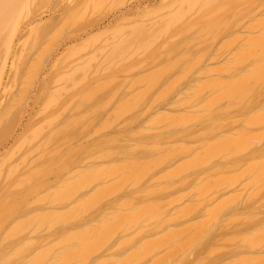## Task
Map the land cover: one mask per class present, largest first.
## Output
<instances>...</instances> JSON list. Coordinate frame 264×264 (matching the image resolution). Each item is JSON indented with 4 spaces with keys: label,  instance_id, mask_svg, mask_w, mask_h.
Returning a JSON list of instances; mask_svg holds the SVG:
<instances>
[{
    "label": "rangeland",
    "instance_id": "obj_1",
    "mask_svg": "<svg viewBox=\"0 0 264 264\" xmlns=\"http://www.w3.org/2000/svg\"><path fill=\"white\" fill-rule=\"evenodd\" d=\"M21 2H23V4L25 3V5L22 4L21 5L22 7L18 8V9L21 12V16H23V17L20 18L21 17L20 13L18 15V16H20L19 18H16V15H15V18H14V16L11 17L13 20L9 19L10 17L9 18L6 17V21H5L6 24L4 25L5 28L3 27V28H1L2 30H0V38H1L0 39V45L2 46V48L0 47L1 48L0 49V56L4 53L1 56L2 58L0 57L1 58L0 70H1V72L5 73V74L0 75V78H1L0 79V85H1L0 86L1 87L0 88V92H1L0 97L1 96L3 97V98L2 97L0 98L1 99V102H0V176L2 177V178H0V180H1L0 181V202H1V197H5V196L8 197L7 199H6V197L3 198L2 201H5V202L0 203V222H2L4 224V228H3L2 224L0 223L1 227L3 229V230H0V247H1L0 253L4 254L3 256H5V258L8 257L10 259L11 256L15 257V258H11V262L14 261L16 264H18L19 261H21V259H22V261L19 264H26L27 263L26 261L31 260L30 262H32V260H34V259H32L31 257L35 256V254L37 257V253H38L39 260H40L39 255H41V254H39V253H45L46 251L43 250L44 248H46V250L51 248L52 250L48 251L49 253H51L50 257H49L50 260H48L46 257H44L48 261H45L44 258L41 261L43 263L45 261V264H49V262L51 261V264H52V262H54L52 260L55 259V258L53 259V256L60 255V253H58V252L62 251V249L66 248V250L68 251L69 249H67V247L70 248L72 246L73 249L74 248L79 249L82 246H85V245H83V244H85V243H83L84 242L83 240H82L83 241L82 243L80 241H78V240L82 239L81 236L84 235L83 233L80 235L81 238L78 240H77V238H78L79 234H77L78 236L77 235L74 236V238H76V236H77L76 240H77V242H80V244H82L81 246L77 243H74V241H75L74 238H73L72 245H68L70 241L69 242L67 241L68 243L66 242L67 243V245H66V243H64L65 240L63 241V239L67 240V238H69V240L72 241V239H70V238L73 236H70V235L76 234L75 231H80L82 229L83 230L85 229L83 232H85V231L87 232L86 228L89 229L91 227H93L94 230H96L95 227L97 225L100 226L101 224H103L101 222H102V218L104 216L110 217L109 213H111V212H108L109 210L110 211H112V210L118 211V213L116 215H118L121 212H124L123 215H125V213L128 211H132V212L134 211V214H135L136 211L137 212L141 211L139 209H140L141 203H143V202H144V204L146 203L147 211H148V204H147L148 202L147 201L154 202V203H157V202L164 203L166 201L169 202V201L174 200V202L179 201V203H181V204H178L177 202L174 204V203H172L173 202L172 201V202H169L168 205H166L167 203H164L165 206L160 207L161 205H163V204H161L159 207H157V208H159L158 210L160 211L161 209L165 210L169 206L174 205V206H171L172 208H170L169 211L168 210L164 211L163 216L168 214L167 217L160 218L159 213H161V216H162L163 212H161V211L156 212L155 211L156 213L159 214V217H158L159 219L156 218L157 217L156 213L154 216H155L156 220H160V221H156L153 215L149 216L148 214L147 215L150 218H148V216H147V218L145 217L143 219L142 216L144 214L142 216L140 214L141 217H139V218H137L135 216L137 218V220L139 219V222L142 221L141 223H139V222L136 223L137 226L139 224L138 227L136 225H134L135 223H133L132 225H129V224L125 225L126 229L123 226V231L121 232V230H119L120 232H119V234L117 233L116 237L114 236L115 238L113 236H111V234H112L111 233L110 236L112 238L110 237L111 239H109L108 242L110 240H112L113 238L114 239L112 240V242L110 241V243L108 244L107 247H105V249H104V247L97 245L96 249H98V246H99V248L102 247V248H100L101 250H98V251H101L102 253L99 252V253H96V255L93 254L92 258H90V255L92 254L93 249L91 250V248H90L91 244L89 246L87 245L90 248L91 252L87 251L86 253L90 252L89 259H91V260H88V258H86V259L83 258L82 252L85 253V251H86V249L84 250L83 247L81 248L82 252H80L78 250L81 253V255H79L80 253L77 251H76L77 253L75 252L76 253L75 255L76 256L79 255V256H81V258L86 260L87 263L84 262L85 264H100V263L102 264V262L104 264H113L112 263L113 259H108V258H114V260H115V258H119L120 256L121 257L119 258V260L121 261L124 259L122 263L126 264L127 262L124 263V261L126 259L125 256L127 255L129 257L130 253H132L131 251L134 252V249H135V251L137 248L140 249L141 246L138 247V245H140V244L144 245L145 244L144 241L148 242L151 239H154L152 241H156V240L158 241V239L161 238V235H164V234L167 235L169 232L170 234H172L169 237H171L172 239H174L176 241L178 240L177 242L173 241V243H172L171 242L172 240L169 237L168 238L166 237L167 240L170 239L169 241L172 244L170 245V243H168L170 246L166 245V246H168V247H166L165 244L163 243V249H164V246H165V249L161 251L160 246L162 244H161V242L158 241L161 244L160 246H159V244L157 245V246H159L160 252L158 251V249H154L155 251L157 250L158 253H155L153 255V253L155 251H153V248L150 246H154V245H151L152 242L150 241L151 242L150 246L147 245V243H146V245L149 246L150 248H152L153 252L151 253V250H150L151 254L149 253V251H147L148 252L147 254L153 255V256L152 257L150 256L151 257L150 258L147 255V257H149V259L146 257L142 260V257H140V258H138L139 260L138 259L134 260V261L132 260V262H131V259L129 258L130 263L129 262L128 263L134 264L136 261H138L140 264V262H141L140 260H142L143 263H141V264H151V262L153 263V261H154L153 264H155V262H156L155 260H157V258H159L158 256H161L164 253L166 254L167 251L171 255V252L169 249L174 247V248H172V250L173 249L175 250L176 249L175 246L178 244V242H180V244H178L179 247L177 246L178 248L175 250L178 253H176L174 250L173 251L175 252V254H178L180 256V253L183 250L185 253L181 254V256H180V257H182L181 259H183L185 256L187 258L185 257L183 260H181L178 263V261L180 260V257L177 258V259H179V260H177L176 258L174 259L173 256L171 255L172 257L171 256H169V258H168V256L166 257L169 260L164 257V259L168 260L166 263L172 262L171 264H176V263L181 264L182 261L183 262L185 261V263L182 262V264H247V262L249 264H264V258L263 257H262L263 259H261L260 261L257 259V258H259V256L264 255V217H262V215L264 216V180L261 179L262 177L264 178V175L262 174V176L260 177V175H261L260 174L259 177H260L261 181H256V180H259V178L257 177L258 176L257 174L259 172H261V170H264L261 168L262 166H264V162H263V160H264L263 159L264 158V155H263V153H264V151H263L264 150V143H263L264 134H262V132H261V131H264V128H262L264 126V125H262V124H264V122H263L264 120L262 119L263 120L262 124L259 123V122H261L260 115L264 114V112H263V114L261 113L262 111H264V70L263 71L261 70L262 68H264V66H263L264 60H262V59H264V54H263L264 52H262L264 50V48H262V46H261L259 49V47H258L260 44L263 45V43H264V0H161V1L160 0H24V1L21 0ZM27 2H28V4H27ZM142 3H147V5H149L148 9L142 10L140 13L129 14L124 20H121L118 23L109 24V21L113 20L116 16H118L121 13L126 12L127 10L134 8L135 6L142 4ZM23 6L26 7L27 9L26 8L24 9ZM20 9H23L24 12ZM28 9H31V10H28ZM34 11H35V13H34ZM25 12L28 14H26ZM31 16H33V17H31ZM23 18H27V20H25L24 23L21 22V19L24 21ZM34 18H37V19H35V22H34ZM50 19H51V21H49ZM15 21L18 24L17 26H14V25H16V23H14ZM30 21L32 22L31 23L32 25L30 24ZM101 22L106 23L107 27L105 29H102V30H97L96 26H97V24H99ZM21 23L23 25H21ZM7 24H9V25H7ZM29 25H30V27H29ZM18 26H20L23 30L21 28H19ZM13 27L16 30H14ZM7 28H8V30H6ZM18 28H19V30H18ZM24 29L26 30V32H24L25 31ZM87 31L90 34V36L86 35L85 32H87ZM16 34H18L17 35L18 37L16 36ZM22 35H24L23 39H21ZM12 36H14V37H12ZM78 36H82L83 40L75 41L76 39L74 37H78ZM11 37L13 38L12 39L13 44L10 45L11 42L8 43V41H12ZM15 37H16V39H14ZM4 38H6V41L3 40ZM72 38H74L75 40ZM19 41L20 42L23 41V42L20 43ZM63 41L65 42V45H64ZM5 42H6V44H4ZM16 43H18V44L16 45ZM61 43L63 44L62 46H61ZM21 44H22V46L20 47ZM248 44H250V45H248ZM253 44H254V46L256 44L257 45L254 47ZM3 46H4V48H3ZM5 46H6V48H5ZM70 46H72V47H70ZM8 47H12V49L10 48L11 51L7 50V49H9ZM15 47L17 48V51H16ZM249 47L250 48L253 47L251 50H254V52L251 51V53H254L252 55H255V53H256V55H255L256 57L255 56L252 57L251 53L247 52V51H250V49H248ZM256 47L258 48V51H257ZM66 48H67V50H66ZM244 48H247V49H245L246 51L244 50ZM2 49H3V52L1 54ZM241 49L244 50L245 52L242 51ZM64 50H66V51H64ZM8 51H10L9 52L10 55H9ZM62 51H64V53H62ZM13 52L15 53V56H13L14 55ZM52 52H53V54H52ZM58 52H60V53H58ZM234 52H236V54ZM242 52L244 54H242ZM246 52L248 54H250V56H248V58L244 56L247 54ZM5 53H8V56L10 58ZM237 53H239L238 54L239 58L237 56L238 59L241 60L244 57V61H245L244 64L245 65L243 68H241V66H242V65H240L241 63H237V62H239V60L234 58V57H236ZM240 53H241V55H240ZM258 53L260 54L259 57L261 59L258 57ZM55 54L58 56H56ZM232 54L234 57H232ZM261 55H263V56H261ZM50 56L52 59L50 58ZM240 56H243V57L240 58ZM6 58H7V61L13 62V63H10V62L6 61L5 65H8L7 70L5 68L6 67L5 65H4L5 67H1L3 62H5ZM256 58H257V61H254ZM251 59H253V60H251ZM258 59H260V60L258 61ZM248 60L251 63L250 64L248 62L250 64V66L248 63L246 65V62ZM54 61L56 62V66L54 68H52L53 69L52 70L53 72H52L50 70L51 69L50 64H53L52 62H54ZM231 62H232V65H230ZM259 62H262V65ZM47 63H50V64L47 65ZM228 64H229V66H228ZM237 64L240 66V68H238ZM257 64H260L257 67L260 66L261 69L255 70L254 72L256 73L258 71L259 72L261 71L260 74H262L261 76L263 78L261 77L260 79H259L260 76L257 75V73H256L257 76L254 75L253 69H252L253 66H254L253 67L254 69H257V68H255ZM11 65H13V66H11ZM9 67H10V69H9ZM209 67H213V69L217 68L218 70H216V71H218V72L220 71L219 69H221V70H223V72L222 71H220L219 73L215 72V71H213V69H211ZM1 68L2 69L5 68V70L2 71ZM234 68H236L238 70H236ZM209 69H211L215 74L211 75L212 74L210 72L211 70L209 72H207ZM248 69H250V70L248 71ZM251 69H252V71H251ZM47 70H48V72H47ZM228 70H232V72H233V70H236L237 72L234 71L233 73L236 72L235 75H237V76H235L233 73L229 74V76H228V74L226 75V72H229ZM5 71H7V72H5ZM238 71H240V72L238 73ZM46 72L48 73V75L46 74ZM50 72H51V74H50ZM205 72L207 74H205ZM248 72H249V74H248L249 78H251L252 73L256 77V79H254V81L251 82L252 79L250 80L248 77H247L248 81L245 80V79H247L245 77V75H247ZM200 73H201V75H200ZM216 73H218V74H216ZM43 74H45V75H43ZM241 74H242V76H241ZM243 74H245V75H243ZM8 75H9V77H8ZM46 75H47V77L44 78ZM231 75H234V76L231 77ZM240 76L242 78H241V80H240L241 82L239 84H240V86H241V84L242 85L244 84L241 87L243 89L242 91H240L241 93L244 90H247L245 87L247 85H248L247 86L248 90H251V91L254 90L253 87L255 85L257 86V87H254L256 90V91L255 90L253 91V93L255 92L254 94L249 92V91H248L249 93L244 92L245 94L251 95L250 97H248V99L246 98V102H244V100L242 99L244 103L241 102L242 100L240 101L237 98V94H236L237 92L240 93L239 90H241V88L237 92L235 90H233V89H235V86H236V84H238V82L235 85H233L234 82H233V84L230 82L229 85H231V84L233 85L230 87H227L228 85L226 87L223 86L225 83L223 84L221 82L222 86L217 84V86L219 85L218 86L219 89L221 86V89L219 91H218V89L217 90L214 89L216 92L214 90L202 92L203 91L202 87H205L207 85H209V86H207V87H209V89L206 87L205 90L213 89V86H215L214 88H216L215 83H214L215 85L213 83H209V81L211 79L215 80L216 83H220V80L221 81L227 80L226 83H228L229 82L228 80L232 79L231 81H234L233 77H234L235 81H238L239 80L238 77L240 78ZM216 78H217V80H216ZM236 78H237V80H236ZM2 80H3V83H2ZM213 80H211V82ZM255 80L256 81L260 80L262 82L259 85V87H258L259 82L255 83ZM249 81H250V83H249ZM192 84H195V85H192ZM250 85H254V86L250 87ZM2 86H4V87H2ZM237 86H239V85H237ZM260 86L263 89V90L261 89L262 91L259 90ZM200 87H201V89H200ZM232 87H234V88L232 89ZM5 88H6V90H5ZM193 88H195V89L197 88L196 91L198 92V94L200 93L199 96L197 95V92H195V89H193ZM226 88L228 90H230L229 92L232 96H234L236 94L235 97L237 98V100L235 97L231 98V96H230V94ZM223 89L227 90L230 98L228 97L226 91L222 92ZM185 91L189 92V94H186ZM193 91H194V93H192ZM212 91H214V92H212ZM231 91L236 92V93H234V95H233L231 93ZM257 91L259 93L256 94ZM221 92L224 94L220 95V94H222ZM241 93L238 95L239 97H240ZM245 94L242 95L243 98L246 97ZM255 94H256V97H255ZM180 95L183 96L181 99L178 98ZM196 95L199 98L196 97ZM207 96H209V97H207ZM252 96H254V97H252ZM211 98L212 99L214 98L213 104H212L213 106L218 101V99L220 101V100H225V98L226 99L228 98L227 102H226V100H225V102L220 101L222 103L221 104L218 101L220 103V105L219 106L215 105L214 107H212V108H214V110H212V113L216 111L215 112L216 115L213 113L214 118L211 115L209 118V116H208L210 113L209 109H208L209 111H206L208 108L207 106L211 107L210 106L211 104H209V101H208L210 99V103H211ZM189 99L192 100L191 103L194 100H196V101H194L195 103L197 101H199V102H197L196 105L192 103L194 106H189L187 104L191 105L190 101L189 102L187 101L188 103L184 102V101L189 100ZM215 99H216V101H215ZM240 99H241V97H240ZM251 99H253L252 102H249V104H248V101H250ZM182 100H184V101H182ZM229 100H231V101H238L239 100L240 101V102L239 101L238 102H232L233 104L234 103L237 104V105H235V107L237 109L234 107V105L232 107H230L229 104L231 103V101H229ZM71 102H72V104H70ZM183 102L186 103L187 106L183 105ZM65 103H66V105H63ZM127 104H128L127 111L129 109H131L130 108L131 105L134 107L136 105H139V106L137 108H134L135 112L133 109L129 110V113H130L129 114V113H127V111L123 112L126 110L125 106H127ZM177 104L180 105V107ZM181 104L183 107L185 106L186 108L184 107V108L180 109ZM202 104H206L207 106L202 105ZM239 104L241 107H237ZM247 104L250 106H248ZM253 104H254V106H253ZM8 105H10V106H8ZM49 105H51V106L55 105V106L54 107L52 106L49 109V107H48ZM71 105L72 106L74 105V106L72 107ZM119 105H120V108L122 107L121 105H123L122 108H124L125 110L124 109H123V111L119 110L120 109ZM129 105H130V107H129ZM201 105L205 106V108L204 107L202 108ZM246 105L248 106V108L246 107ZM82 106L84 107V110L81 108L80 109L83 111H81L79 108H76V107H82ZM116 106L119 108V109L117 108L118 110L116 109ZM176 106H178V107H176ZM199 106H201V107H199ZM44 107L45 108L48 107L47 111H49V112H47ZM149 107H153V108L151 109ZM158 107H159V109H158ZM171 107L172 108L174 107L175 109L174 108L172 109ZM198 107H199V109H196ZM215 107H217V108H215ZM223 107H224V110H227V111H223V114H221L222 113L221 110L223 109ZM225 107H229V108L225 109ZM58 108L61 110H59ZM65 108L66 109L68 108V109L66 110ZM105 108L106 109L108 108V109L106 110ZM200 108H202V109L200 110ZM230 108L231 109L235 108V109L233 111V109L231 110ZM76 109L80 110L79 111L80 113L78 111L76 112ZM90 109H92V110H90ZM104 109H105V111H104ZM114 109L117 110V111L115 110L116 116L113 114L114 112L112 113V115H110L111 112L114 111ZM228 109L231 110L232 112L230 111V113H229ZM247 109H248V111L245 112ZM57 110H58V112H56ZM62 110L64 111V117L62 116V114H63ZM68 110H70V111L68 112ZM102 110H103V112H102ZM132 110H133V113H132ZM146 110L147 111L150 110V112L148 111V113H147ZM189 110H191V111H189ZM217 110H219V111H217ZM40 111L41 112L45 111L44 113H41L42 117L40 115ZM118 111L119 112L122 111L123 112V113L121 112L122 115L123 114L126 115V113H127V116L123 115L124 119L120 118L121 114H119ZM71 112H73V115L70 114ZM101 112H102V114H100ZM144 112L146 113V115L142 116L143 114H145ZM161 112H162L163 116H162ZM164 112L166 115H164ZM207 112H208V114H207L208 118L205 117V121L203 120L204 119L203 118V119H201L202 122L201 121L200 122L194 121L195 122V124H194L193 120H192L191 122L193 124L190 123L191 119H189L188 116L190 117V115L194 114V116L196 115L197 119H199L198 118L199 116H197V113H200V114L202 113V115L204 114V116H205V114ZM225 112H228V113H225ZM53 113H54V115H51ZM65 113H67V114H65ZM94 113L97 115V117L95 116ZM140 113H141V115H140ZM182 113H186V114H188V116L186 114H182ZM22 114H24V115H22ZM58 114L59 115L61 114V115L58 116V120H57ZM169 114H172L171 116H173V117L172 118L168 117ZM252 114H253V116H252ZM48 115H51V117ZM84 115H86V116H84ZM90 115H92V117L94 119L91 118ZM108 115H110V117H112V118H110V121L108 119H106V118H109ZM138 115H140V116H138ZM159 115L162 117L163 122L164 121L166 122L169 118V120H168L169 123L165 124V122H164V125H163L160 122V124H162L163 126L159 127L160 126L159 121L161 119L160 117H157ZM183 115H186V117L185 116L184 117L186 119L188 118V120H186L185 118L182 120L180 117ZM234 115H236V116H234ZM19 116H21L23 119ZM54 116H56V117H54ZM117 116H119L121 121L118 119ZM123 116H121V117H123ZM136 116H137V119L141 118V116H142V118L140 120H137ZM164 116H165V118L167 117V120L166 119L163 120ZM230 116H231V118H230ZM256 116L257 117L259 116V118L257 119ZM263 116H261V117H263ZM44 117H46V119ZM177 117L179 118L180 122L176 121V120H178ZM192 117H193V115H192ZM252 117L257 119V120L253 119L254 123L258 122V120H260L258 123H256L257 125H254L252 121H251L252 123L250 122L253 125L252 126L253 128L251 127V125H248L249 127H247L246 126L247 123L244 125V123H245L244 120H242L243 122L240 121L242 123L239 122V120L243 119V118L247 122ZM59 118H60V121H59ZM75 118L80 119V120H75V122H74V120H72V119H75ZM115 118L120 121L119 124H113V123L119 122ZM152 118H153V120H152ZM156 118L159 120L158 124H157ZM173 118H175L174 120L179 125V128H177L178 126L174 125L176 122L173 120ZM226 118H228V119H226ZM52 119L54 122L52 121ZM87 119H89V122L87 121ZM92 119L95 120L94 121L95 123L91 122V121H93ZM150 119L153 121V123H152V121H150ZM217 119L219 122L217 121ZM114 120H116V122ZM134 120H136L134 124L130 123V125H128L129 121L131 122ZM194 120H195V118H194ZM48 121L50 123L51 122L52 123L49 125ZM104 121L106 124H104ZM112 121H114V122H112ZM155 121H156L157 125L154 123ZM171 121H174L173 124L170 123ZM224 121H226V122H224ZM228 121H230V122H228ZM231 121L233 122V124L235 122V124L237 123L239 125H233L232 126ZM45 122H47V123H45ZM67 122L69 125L67 124ZM78 122H80L81 126H77V125H80ZM109 122H111L110 124L112 126L114 125L112 127V129H110V130L107 127V123H109ZM181 122H183V124H181V127H180ZM184 122H186V123L188 122L186 124L185 128H184V126H185ZM222 122L224 124H221V126L217 125L216 128L213 127V126H215L214 124H220ZM82 123H86V124H82ZM87 123H89V124L87 125ZM102 123L104 124L103 127L105 128L104 129L105 131H103V132H101L102 131V128H101ZM189 123H190V125H188ZM44 124L45 125L48 124V125H46L47 127L44 126ZM74 124L75 125L77 124L76 125L77 127ZM124 124H127V125L122 126ZM147 124H151V125L150 126L148 125L149 126L148 127V126H146ZM153 124L156 125V129L154 128L155 125L152 126ZM259 124L262 125V127H260ZM82 125H83L84 129H83ZM105 125L107 128L105 127ZM168 125H170V126L173 125L177 129L175 127L172 129L173 126L168 127ZM258 125L260 128H258ZM39 126H40V128H39ZM65 126H66V129H68V130H69V128L71 129V126H72L73 130L71 129L68 132V130L65 129ZM108 126L111 128V126L109 124H108ZM126 126H128L129 128L128 127L126 128ZM130 126H132V127H130ZM41 127L42 128L45 127L44 130H46V132L42 131V133L44 132V134H41V130H42ZM78 127H79V129H78ZM89 127H91V128L88 130ZM123 127H125L126 131H124L125 129ZM164 127L165 128L168 127L170 130H167L168 128L166 130H164ZM212 127L215 130H217V129L218 130L215 131V130H213ZM48 128H49V130H48ZM97 128H100V130H101L100 132H98V134H97V130H99V129H97ZM221 128H224L221 131L222 133L218 132L221 130ZM95 129H96V131H95ZM119 129L121 131H119ZM141 129H144V131H146V133L150 132L151 135L146 134L143 130H142L143 132L138 131ZM159 129H161L162 132H160ZM208 129H210V133L207 131ZM238 129L243 131V132L241 131L242 134H239L240 131ZM50 130H52V131H50ZM150 130H153V132H154V130L155 131L157 130V131L154 134V133H151ZM163 130H164V132H163ZM66 131L68 132V134ZM94 131H95V133H94ZM201 131L203 132V134H201ZM204 131H207V133H205ZM246 131H248V132L251 131L253 133L259 132L258 135L260 134V137L257 138L256 135L254 134V135H251V138H250V136H249L250 134L248 136H246V134H248V133H246ZM53 132H55V133L52 134ZM157 132H159V133H157ZM211 132H214V133L217 132V133L214 134ZM232 132H234V133H232ZM58 133H60V134L57 135ZM81 133H82V136H81ZM139 133H141V134H139ZM144 133L147 136H145ZM169 133L171 136L169 135ZM185 133L187 135H183ZM231 133H232V137L234 140L236 139L235 137H237V139L240 137L239 141H240V139H242L241 141H243V142H241V145L236 144V145L240 146V148H238L235 144H234L235 147L232 146L233 148L237 147L238 149H236V150L241 152L242 150L244 151V147L245 146L247 147V144L249 143V146L251 147V149H249L250 151L248 150V148H250V147H248V148L245 147V150L247 149L249 152L245 153V155H243L241 152L242 155H240L237 153L238 151H236L237 154H235V155H238V156H235L233 154L235 152V150L231 147V145H230L231 141H230L229 146L228 145H226L225 147L223 146L224 147L223 149L227 148V146H228L226 151L221 149L220 154L221 153L223 154L224 152H225V154L224 155L221 154V156L220 155L217 156L218 153L215 154L214 150H215V152H217L216 151L217 149L220 150V148H217V146L223 145V143L222 144L220 143V140L222 138H225V137L228 139L229 137H231L228 134L231 135ZM35 134H38L40 138L38 137V135L35 137ZM40 134L42 136H40ZM94 134L95 135L97 134V136L94 137ZM137 134L139 135V137ZM156 134L158 135V137ZM226 134L229 137H227ZM235 134H237L239 137ZM243 134L245 136H243ZM54 135H55V138L57 139V141H56V139L55 140L52 139L53 140V142H52L51 138H54ZM100 135H101V137H100ZM115 135H116V137H115ZM123 135H125V136H123ZM129 135L131 136V140H130V138H128ZM134 135H135V137H134ZM140 135L142 136V138L140 137ZM80 136H81V138H80ZM90 136H92V137H90ZM132 136L134 138H132ZM164 136H166V137H164ZM181 136H183L185 138V141H184V138ZM34 137L36 138V140H34L35 139ZM88 137H90V138L87 139ZM190 137L191 138L193 137V139H195V140H193V142L190 141L191 140ZM253 137H256V138H253ZM49 138H50V140H49ZM71 138H72V143H73V139L74 140L76 139V141H77V142L74 141V143L71 145L73 147V150L75 148L78 149V147H80V149L82 148L81 149L82 151L81 150H78V151H80L81 153L77 152V149H75V151H74L75 153L73 154V150L71 149L72 147L68 146L71 144V142L68 143V139L70 141ZM158 138L159 139L162 138V139L158 140ZM186 138H187V141H186ZM107 139H108V141H107ZM174 139H177V140H174ZM243 139L247 140V142H244ZM37 140H39V141H37ZM84 140H90V141L84 142ZM138 140H140V141H138ZM216 140H217V144L220 143L219 145H217L215 143ZM228 140H231V138ZM228 140H226V141H228ZM248 140H250V141L248 142ZM251 140L255 141V143L253 142V144L255 147L257 145L256 148L254 146H253L254 148L251 146L252 145V144H250V143H252ZM50 141L52 143H50ZM64 141H66V142H64ZM96 141L97 142L100 141V142L97 143ZM104 141H107V142H104ZM133 141H134V143H133ZM145 141L147 143H149L147 145L152 146L153 149L151 148V150H149L150 148L146 145ZM224 141L225 140H222V142H224ZM256 141H259V143L261 141L262 145H259L260 146L259 147L258 146L259 143L257 144ZM42 142L44 143V145L42 144ZM81 142H82V144H81ZM117 142L121 145H119ZM204 142H209V143L212 142V143H210V145H212V146H213V142H214L215 143L214 147L216 149H214V150L210 149L211 147L208 145L209 143L206 144ZM90 143L92 145L94 143L96 145V147H95V145H93L94 146L93 147ZM233 143H235V142H233ZM236 143H237V141H236ZM245 143H246V145H245ZM58 144H60V145H58ZM103 144H104V146H103ZM136 144L138 145V147ZM154 144H155V146H158V147H155ZM177 144L179 147L182 144H185L184 147H182L183 150H181L179 147H178L179 151H177V147L172 148L173 145L176 146ZM202 144H204L205 146H203ZM39 145H42L41 146L42 149H41V147H39ZM81 145H83V146L85 145V148L82 147ZM116 145H119L120 147L116 146ZM141 145H142V147H139ZM196 145L198 147H199V145H202V147L200 146L201 147L200 149L199 148L196 149L197 148ZM224 145H225V143H224ZM58 146H60V147L62 146L61 149L65 148L63 150L64 152L63 151L60 152V147H58ZM110 146H112V148H110ZM113 146L115 148H113ZM153 146L155 147V149ZM160 146L161 147L165 146V149L167 148V150H162V152H160L161 151L160 149H162V148H159ZM167 146L171 147V149L168 148ZM207 146L209 147L210 150H212V152L214 154L206 151L205 147H207ZM37 147L40 150H37L38 149ZM56 147H58L59 149ZM98 147H100V148H98ZM135 147H137V148H135ZM143 147H144V150L141 149ZM188 147H190V148L196 147L195 148L196 150L193 151L194 149L192 150V148L190 149ZM47 148H49V149H47ZM55 148H56V150H55ZM88 148H91V149H88ZM95 148H97V149H95ZM132 148H134V150ZM139 148H140V150H139ZM185 148H186V150L188 148V149H190V151H193L192 154L191 155H189L190 153L187 154V152L184 151ZM231 148L234 150V152ZM70 149L72 150L73 155L70 154L71 152L68 153V150H70ZM135 149L140 151V152L136 151L137 155L135 153ZM175 149H176V153L181 154V152H182V154L179 155V157H178V154L175 155L176 157L179 158V160H176L175 156H172V153H173L172 150L175 151ZM51 150L53 151V153L55 155L57 154V156H54ZM58 150L60 152V155H58V153H59V152H57ZM107 150H108V153L106 152ZM110 150H112V153ZM118 150H121L122 152L121 151L119 152ZM131 150H132V152H130ZM180 150H181V152H180ZM229 150L233 152L232 157H234V156L235 157L230 158V161L226 162L227 160H229L228 158L231 156V154H227V153H231ZM259 150H262V151H259ZM33 151L34 152L37 151L36 154L34 155V153H33V155H31V154L29 155V153L30 152L32 153ZM39 151H41V152H39ZM48 151L50 152V155H49ZM113 151L115 152L114 153L115 155H116V152L118 151L117 154H119V155L118 156L116 155L117 157H114ZM167 151L173 157L172 158L171 156H169V158H172L173 160L172 159H170V160L165 159L167 162L169 161L168 163L166 162L165 163L166 165H165L163 162L165 160L162 161V159L159 157L161 154H163V155L167 154L168 153ZM183 151H184V153H183ZM187 151H189V150H187ZM222 151H224V152H222ZM109 152L111 154H109ZM244 152H246V151H244ZM250 153H252L253 157L256 154L257 155L262 154L263 156L261 155V158L259 156H258L259 158H256V156H257L256 155L254 158L251 157L252 158V160H251V158H249V156H252ZM41 154L45 156V157L43 156L44 157L43 159L41 157L42 156ZM68 154H70V155H68ZM78 154L79 155L81 154L82 156L81 155L79 156ZM106 154H109L110 156H106ZM174 154L175 153H173V155ZM184 154H187V155L184 156ZM196 154L201 155V157H200L201 159H199L197 161H199L198 164H200L202 169L200 167H199L200 169L197 167V164H195L196 161L193 162L194 159H197ZM26 155H28V156L26 157ZM48 155H49V157H48ZM89 155H91V156H89ZM103 155H105V157ZM158 155H159V157L155 158ZM163 155L161 156L162 158H163ZM204 155H207V157H210V159L213 158L214 161L212 163L210 162L211 164H209L208 161H211V160L210 159L207 160V157L205 156L206 157L205 158ZM31 156H32V158H31ZM60 156H63L64 158L60 157ZM68 156H71L72 159L69 158ZM73 156H75V157H73ZM40 157H41V159H40ZM59 157H60V159H62V158L66 159L65 157H67L69 159H66V161H64L65 163H63V159L61 161L58 159ZM94 157H96L97 159L96 158L94 159ZM103 157L105 159L107 157L108 158H107V160L104 159L105 161H102ZM132 157L134 158L133 159L134 161L132 160ZM135 157H136V159L138 158L139 161L141 160V163L140 162L139 163L141 165L143 164V166L146 164L149 165L148 162L151 161V160L149 161V159H152V157H154L155 158V159L153 158L154 160L158 159L159 162L158 161H156V162L159 163V165H161L160 166L161 169H159L157 167V165L155 166L154 164H152V169L155 166V168H158L159 170L157 172L153 171L150 168L151 166H149V168L151 169V171H153V173L151 172L152 174H148L150 172V170H148V167H147L148 173L146 170L141 168V169H143V172L146 171V174H148V176H147L142 171L139 172V170L137 171L134 169L135 163H136V165L138 164V160H136L137 162H135ZM166 157L168 158L167 155H166ZM202 157H203V160H204V158L207 160V162H206L207 164L204 161H202ZM224 157L227 159H224ZM26 158H27V161L29 159L28 162L26 161ZM37 158H38V161H37ZM75 158L78 161L80 160L79 163L77 160H75ZM91 158H93L94 160ZM22 159H24L25 162ZM191 159L193 161L190 163L189 160H191ZM215 159H217V160H215ZM124 160L125 161H127V160L132 161L131 165L133 168V173H135V171H137V174H139V176L138 175L137 176H138V178L140 177L141 182H142V179L145 180V177L143 178L142 176L143 175L146 176V180L143 181L142 184L139 181V184H141V186L137 183V177H136V179H135V177H134V179H132L133 177H131V179H130V176H131L130 174H132V173L129 170L128 171L130 173L129 172L127 173V171H126L130 165L127 166L128 164L126 162H125V164H126L125 165L123 163ZM143 160H144V162H143ZM154 160H153V162H154ZM160 160H161V162H160ZM184 160H187L188 163L184 164V165L180 164V163H184L185 162ZM200 160L202 161V163ZM223 160H225V162H222ZM22 161H23V163H22ZM32 161H34V162H32ZM39 161H41V162H39ZM46 161H47V164L51 165V166L48 165L49 169L46 168V165H47ZM73 161H75V162H73ZM85 161H86V163H85ZM172 161H175V162H173V164L171 166H169L172 163ZM255 161L256 162L258 161V162L256 163ZM50 162H53V163L50 164ZM59 162H60V164L62 162L63 166L61 165V167H58V165H60V164H58ZM145 162H147V163H145ZM153 162L151 161V163H153ZM261 162H262V164H261ZM34 163H36V164H34ZM82 163H83V165H82ZM118 163H121V166L123 164V167H125V171H126L125 173L128 174V176L125 175L123 177H126V180L130 179L131 181L132 180L134 182L136 181V183L138 184L139 187L136 188L137 184L134 183L133 181L131 182L130 180H129L130 181L129 184L127 182L128 186L124 187L123 185H125L126 182L123 183V181H125V180L123 178H119V177L121 175H124L125 173L119 175L118 177H116L112 180V177L113 176L115 177L116 175H118L117 172L121 169L120 168L118 170V168L120 166V164L118 166ZM132 163H134V166ZM160 163H162V164H160ZM44 164H46V165L44 166ZM111 164H112V166H111ZM140 164L136 168L140 169V166H141ZM32 165H35V166H32ZM42 165L46 169L42 168ZM54 165L57 167H55ZM101 165H103V166H101ZM113 165H115V167L117 165L118 167H116L113 170V168H114ZM148 165H146V166H148ZM178 165L180 166L181 170L183 167L186 166L183 169L184 172L189 167H190L189 169L192 170L193 165L194 166L196 165V167H194V168L195 169L198 168V169L195 170L193 168V170L190 172L188 169V171H186L187 174H185L184 172H182L183 170L182 171L179 170ZM187 165L188 166L192 165V166L187 167ZM254 165H255V167L260 166V168H259L260 171H259V169H256L257 167L255 168ZM29 166H31V167H29ZM36 166H39V167L36 168ZM95 166H96V168L100 167V168H97L99 170V172H98V170L97 171L94 170V169H96ZM107 166H109V168ZM228 166H230L234 170H235V167H233V166H237V168L239 166H241L240 169H236V173L238 172V174H236V176L241 174V170L243 168H244L243 171L245 174L248 172L249 169L251 170L254 167L252 170L253 171L256 170L255 174L257 176H255L254 173H252V176H254L257 179L251 177V173H250V175H248L249 172L246 174L248 177H246L243 174V171H242V175H244L246 178L244 176H242V178L245 180H243L242 178H239V176L236 177L234 175L235 171ZM34 167L36 169H34ZM52 167H55L54 171H53ZM101 167H104L105 169L101 168ZM123 167H122V169H124ZM176 167H177V172H176ZM226 167H228V168H226ZM132 168H131V170H132ZM144 168H146V167L144 166ZM172 168H174L173 169L174 173H175L174 178H172L173 176L170 177V175L173 174ZM223 168L226 169V170L224 169L225 172H224V170H222ZM16 169H18L19 172L15 173L17 171ZM58 169H60V170L57 171ZM89 169H92L93 171L98 172V173H95ZM106 169H108V173H110L112 175L114 174V172H115V174L116 173L117 174L116 175L114 174L113 176L110 174H107V175L102 174L103 172L107 173ZM109 169H111V172H109ZM228 169H231V171H234V174H230V172L227 171ZM24 170H26L27 172L25 173ZM115 170H118V171H115ZM154 170H156V169H154ZM204 170H206V171H204ZM245 170H246V172H245ZM1 171H2V173H1ZM90 172H93L94 174L90 173ZM120 172H119V174H120ZM123 172H124V170H122V173ZM166 172L167 173L172 172V174L169 173V176H168ZM180 172L182 173L181 175H183V174H185V175L181 176ZM209 172H211V175H212L211 177L209 176L210 175ZM164 173L169 177V178L167 177L169 180L166 178V175H163ZM261 173H264V172H261ZM178 174H179V178H177ZM93 175L95 177L99 175V178L101 175H103V176H101V180H100L98 177H96V178L93 177ZM109 175H110V177H108ZM135 175H136V173L134 174V176ZM161 175H163L164 178L167 179V181H166V179H165V181H163L164 178ZM159 176L162 179H160L158 182L157 179ZM103 177L107 178V181H105V179ZM218 177L219 178L220 177H226V178L228 177V178L224 179L225 181H223V182H225V183H224V185H222L220 181L223 179L221 178V180H217V179H219ZM233 177H236L239 180L241 179L242 181H238L235 178H234L235 179L234 180ZM102 178L104 179L105 182L103 181ZM108 178H110L111 180L109 179V181H108ZM155 178H157L156 179L157 181L155 180ZM170 178H172V179H170ZM175 178H177V180H175ZM212 178H213V182L216 179L217 181H215V182L218 183V181H219L222 186H225L227 188L222 187L221 185L220 186L223 189L220 186H219L220 187L219 188L218 187L219 184H216L217 187L211 186V184L215 185L211 181ZM117 179L118 180L120 179L119 180L120 182H121V180H123V181L121 183L118 182L117 185L120 184L119 187L115 185L117 187V191H115V190L114 191L117 193H115V195L112 194L115 197H112L110 195L111 194L110 191L113 190V188L111 190H109L110 193L106 192L108 195H110L112 197V198L110 197L107 199L108 195L104 194L105 190L101 189V188L104 185H106V188H107L108 184H110V188H111L112 182H113V184L116 183ZM153 179L156 181L155 183H154V181H152ZM187 179L190 180V182ZM231 179H233L232 182L235 185L233 183H230L231 181H229V180H231ZM250 179L251 180L254 179V180H252L254 182H252V181H251L252 183L250 182L251 184L248 182V181H250ZM92 180H97V181H95L97 184H95ZM98 180H99V182H98ZM161 180L163 182H161ZM171 180H172V182H171ZM185 180H187L189 182V183L186 182L188 185L183 184L184 185L183 187L181 185L182 188L181 187L178 188V186H179L178 184H181L182 181H183V183H185ZM226 180H228V181H226ZM90 181L93 182V184ZM101 181H103V182H101ZM255 181L257 183L261 182L260 185H262V186L261 187L257 186V183ZM65 182H67L66 184H68V185L64 184ZM226 182H228L230 185L229 184H228L229 186L225 185ZM236 182L238 184H236ZM122 183H123V185H122ZM130 183H133L136 185H133ZM172 183H173L174 187L177 185V188L179 191L171 188L169 190H171V191L175 190L174 192L171 193L170 191L168 192V190L166 191V188H164V186H162L164 184L167 186L169 185L171 187ZM245 183H247V184L249 183L248 186L251 185L250 189H249V187H246L247 185ZM62 184H63V187H62ZM149 184L150 185L152 184V185L150 186ZM231 184L234 186L230 187ZM244 184H245L246 189H248L247 191H245L246 189L244 187ZM252 184H254V187L252 186ZM59 185H60V187H58ZM157 185H160V186H157ZM205 185H207V186H205ZM67 186H69V188H68V190L67 189L65 190V187H67ZM99 186H102V187H99ZM132 186L133 187L135 186L134 189L132 188ZM167 186H165V187H167ZM203 186H204V188H203ZM209 186H211V188L212 187L213 188L210 190V189H208ZM116 187H115V189H116ZM122 187H123V189L121 190L122 193L120 192V194H119L118 191H120V190L118 188H122ZM130 187L132 190L128 189ZM161 187H163L164 190ZM7 188H9L8 189L9 191L4 190ZM59 188H61V189H59ZM159 188H161L162 191H165V192H163L165 194L159 193L160 192L159 191L158 192L159 195L157 194L158 196L155 197L154 194L156 193V191L159 190ZM193 188H194V190H197V191H195V193H194ZM96 189L97 190L100 189L101 191L100 190L97 191ZM149 189L150 190L151 189H154V190L157 189V190L156 191L152 190L151 191L152 193L155 192L152 194V193L146 192ZM205 189L209 190V191H207L208 193L204 192ZM62 190H64V192L68 191L67 193L69 195L67 193L65 195L64 192H63L64 193L63 194ZM198 190L200 192H202L204 190L203 191L204 194L199 192L200 194H202V195H200L198 193L200 195V197H198L197 196L198 194H196L198 192ZM251 190H252V192H251ZM3 191H6L7 193H4ZM49 191H50V193H49ZM52 191H53V193H52ZM114 191H112V193ZM33 192L36 193L37 195L34 194ZM56 192H58V194ZM95 192L97 194L99 192H100L99 194L103 193L102 196L97 195L98 198L104 197L107 200L105 199L106 200L105 202H103V200L98 202V203H100V204H98L99 206L97 205L98 207L96 206V208H95V206H93L92 210H94V211L91 212V209L89 210V207L91 206L90 200L91 199H92V201L97 200ZM166 192H168V193H166ZM183 192H184V196H186L190 193H191L190 195H192V196H190V195H189L190 197L186 196V197H188V199L184 196L182 198L181 193H183ZM185 192H187V194H185ZM253 192L255 193L254 196H253ZM1 193H3V195ZM94 193H95V195H94ZM146 193L148 194V196H149V194L151 196L154 195L153 196L154 199L149 198L151 196L148 197ZM31 194H34V195H32L30 197ZM45 194H47L48 197L50 194H54V195H50L51 196L50 199L47 196H44V198L42 197L39 199L40 196H43ZM56 194L58 196H60V199L62 201H60V199L58 198V196H56ZM59 194H61V195H59ZM91 194H93L94 196H92ZM138 194H139V196L141 195L140 196L141 198L136 197ZM142 194H143V196H142ZM179 194H180V198L177 196ZM250 194H252V195L250 196ZM167 195H169V196H167ZM204 195H207V196L205 197ZM61 196H64V197H62L63 199H65V196H66L67 201L65 199V201H66L65 202L61 198ZM67 196H69V197L67 198ZM213 196L216 197L217 199L215 200V198ZM54 197H55L58 205L53 203V200H55ZM130 197H133V198H130ZM144 197L146 199H144ZM160 197H161V199H160ZM173 197L178 198V199H175V198L172 199ZM196 197H198V198H196ZM246 197H248V198L246 199ZM252 197H254V198H252ZM93 198H96V199L93 200ZM129 198H130V200H133V199L136 200V203L133 200L134 205L133 204L132 205L133 206L137 205L138 207L137 206H136V208L133 207L134 208L133 209L130 206V209H129L128 202H127V204L124 203V202H126V200L128 201ZM199 198H203V200H199ZM209 198H210V200H209ZM36 199L39 201L34 202V201H36ZM51 199H53V200H51ZM87 199H89V200L87 201ZM181 199L185 200V201L184 202L182 201L183 202L182 203ZM190 199H191V201H190ZM192 199H197V200H192ZM46 200H48V201L46 202ZM50 200L52 201V203L50 202ZM79 200L81 202L78 203ZM99 200H100V198H99ZM233 200H234V202H233ZM21 201H23V202H21ZM25 201H26V204H25ZM84 201H86V205L88 204V206L83 205L85 203ZM122 201H124V202H122ZM7 202H10L9 205L10 204L12 205L13 203L14 204L12 206L11 205L8 206L9 208H5L8 205V204L6 205ZM32 202H34V203L32 204ZM60 202H63V203L61 204ZM82 202H83V204H82ZM95 202H97V201H95ZM120 202H121V206L128 205V206H126L128 208L125 209L126 207L125 208L123 207V209H124L123 210L122 207H120V206L118 207V205H119L118 203H120ZM200 202H203V203H200ZM219 202H221V205L223 202H225L226 205L225 204L224 205L226 207L224 206L225 207L224 210L222 209V208H224L223 206L221 207L222 210L220 209V207H218L219 205L217 206V204H219ZM230 202H231V205H230ZM2 203H4L3 204L4 206L2 205ZM44 203H46V205ZM77 203L79 205L81 203L82 206L87 207L91 213L89 214L88 213L89 211H87L86 208L85 207L83 208L81 205L80 206L82 208L80 207V209H81L80 210L79 205ZM93 203L94 202H92V205H93ZM154 203H152L153 208L156 207ZM189 203H192V204L198 203L197 205L193 206V208H195L197 206L196 209L189 208L187 211L185 209V206L187 207L188 205H186V204H189ZM53 204H55V208H54V206H52ZM115 204H116V207L113 206ZM144 204H142L143 208H144V206H143ZM158 204H160V203H157L156 205H158ZM169 204H171V205H169ZM20 205H22L21 207H23V206L24 207L21 209V207H19ZM30 205H32V206L30 207ZM56 205L58 206L57 208H56ZM72 205H74L75 208L78 207L77 209L80 210L82 213L80 211H78V213H77V211H76L77 209L74 210V212H73L74 206H73L71 212H69V211L63 212L64 210H68L69 208L71 209ZM206 205H208V206H206ZM215 205L217 206V209L216 210L213 209V210L216 212L221 211L220 212L221 215L220 216L217 215L220 218H216L217 216L214 217L216 219H213L212 221H214V220L215 221L217 220V221L212 222V227L210 225L211 222H209L210 224L207 225V226H209L210 232L208 229L204 228V229H202L203 232H201L203 234L202 235L200 233V231L197 230V226H198V229L203 228L204 227L203 225L206 226L205 219L209 220L208 218L210 216H212L214 211L210 215V212H211L210 209H212V207L215 208ZM182 206L184 209H182ZM202 206L204 208H202ZM18 207L21 210H19ZM26 207H27V209H26ZM152 207L150 208L151 210L153 209ZM143 208H142V210H143ZM157 208H155V209H157ZM197 208H199V209H197ZM208 208H209V210H208ZM218 208L220 210H218ZM181 209H182V211H181ZM84 210L87 211V213ZM98 210H100L101 213ZM119 210H120V212H119ZM17 211H19V213ZM51 211L52 212L54 211L55 215H57L58 217L57 216L55 217V215L52 217L53 214ZM58 211L60 213L63 212V214H61V216H60L59 215L60 213ZM173 211H176V212H173ZM208 211H209V213H208ZM42 212H45V213L42 214ZM46 212L47 213L49 212V214H46ZM72 212L74 213L73 215H75L77 213L78 216L77 215H75L73 217L71 216L68 219V217H66L67 215L65 216V214H68V213L72 214ZM83 212L86 215L88 214V216L90 215L89 218L85 214H84L85 217L80 218V217H82L81 215H83ZM145 212H143V213H145ZM165 212H167V213L165 214ZM183 212L187 213L186 214L187 217L188 218L190 217V218L185 219L186 215ZM191 212H193L195 215L193 214V216H191V214H190ZM13 213H15V214H13ZM35 213H36V215H35ZM128 213H131V212H128ZM150 213H152V212H149V214ZM178 213L179 214L183 213L184 220H181L180 222H176V224L175 223L172 224L171 222H174V218H176V219L178 218L176 216H179V217L182 216V215L180 216ZM40 214H42L43 216H41ZM44 214H45L46 218H43V217H45ZM113 214H111L112 217H113ZM134 214H132L133 215L132 218H134ZM37 215L38 216L40 215L39 218ZM47 215L48 216L50 215L49 216L50 218H48ZM214 215H216V213H214ZM36 216H37V218H36ZM64 216H65V218H64ZM118 216H116V217L119 218ZM145 216H146V213H145ZM183 216L181 217V219L183 218ZM170 217H172V219ZM78 218L80 220L84 219V218L85 219L81 220V221L80 220L77 221ZM95 218L97 220L100 218V220H98L99 222ZM136 218H134V219L136 220ZM52 219H53V221H51ZM54 219H56L55 222H54ZM57 219H58V221H57ZM62 219H63V221L65 220L66 222L71 220V224L68 222H67V224H66V222L61 223ZM114 219L116 220V218H111V219L108 218L107 219V217H106V221L109 220V221H107L108 224L112 220L114 222L115 221ZM123 219H125V218H123ZM126 219H125V222L127 221ZM149 219H151V220L153 219L155 221H149ZM167 219H169L168 221H170V219L172 221L169 222V225L167 223H166V225H164L165 223H162V222H166ZM46 220H50V221H47L48 224L44 223V222H46ZM103 220L105 221L104 218H103ZM129 220L132 221L131 218ZM146 220H147V222H149V223L151 222L152 224L147 223ZM122 221L124 222V220H122ZM177 221H179V220L177 219ZM133 222H135V221L133 220ZM195 222H197V223L195 224ZM53 223L55 224L56 227H57V225H59V227L54 228L55 226ZM92 223H95V224L93 225ZM96 223H100V225L96 224ZM161 223L163 224V228L160 226V225H162ZM170 223H171V225H170ZM190 223H191V225L193 223L194 224L193 226L196 227V228L193 227V230L191 228V231H190V228H189V230L186 229V227H188V226L191 227ZM49 224H50V226H49ZM60 224H63V225H61V227H60ZM104 224H103V226H104ZM116 224H117L116 225V227H117L119 224H118V222ZM141 224H142V226H141ZM133 225L136 227V229H135V227H133ZM144 225H146V226H144ZM156 225H157L156 230H157V228L161 227L159 231L157 230L158 232H156L154 230L155 227L153 228V226H156ZM87 226H89V228ZM103 226L102 227L100 226V229H99L100 231H101V228H102V231L104 230L103 228L105 226L104 227ZM114 226H113V228H114ZM129 226H130V230H129V228H127ZM201 226H203V227H201ZM49 227H51V228H49ZM120 227H122L121 224H120ZM151 227L153 228V233L146 234L147 231L149 233L151 232V230H152ZM183 227L186 229L185 233H189V235L183 234L184 233L183 230L181 233L182 236H185L183 238L181 235L178 236V234L172 233L173 231L174 232L176 231V233H178L179 231H181V229H183ZM141 228H142V230H141ZM171 228H173L175 230H172V232H171L170 231ZM39 229H41V232H39L40 231ZM51 229H53V230H51ZM106 229H107V226H106ZM120 229H122V228H120ZM127 229L129 230V232ZM94 230L91 229V231H94ZM108 230H107V232H108ZM114 230L116 231V229H114ZM125 230L127 232H124ZM131 230H133V231H131ZM139 230H141L140 233H143L142 236L139 235L140 234L138 232ZM143 230L144 231L147 230V231L144 233ZM46 231H47V233H46ZM71 231L75 232V233H72ZM166 231H168L167 234H166ZM89 232L90 231H88L87 233H89ZM94 232H97L95 234H98L99 231L96 230ZM94 232H90L89 233L90 236L88 234L87 235L89 237H92V236L95 237V235L91 236V233L94 234ZM107 232H106V234H107ZM194 232H196V234L199 233V235H196L197 237L201 235L200 240L197 239V240H199L198 242L196 239L193 241H190L191 240L190 236L193 238L192 235H194V238H196L195 234H193ZM54 233H56L57 235ZM78 233H81V231ZM123 233L125 235L121 236ZM126 233H129V234H126ZM136 233L138 234V237H139L138 239H137L136 235L134 236V234H136ZM103 234H102V237L105 238L106 235L104 236ZM144 234H145V236H144ZM30 235H31V237H29ZM87 235L85 234L83 239H85V236H87ZM62 236H64V237L66 236L67 238L63 237V239H61ZM157 236L160 238H157ZM175 236H177V237H175ZM49 237L54 238V240L50 241V239H47ZM129 237L130 238L132 237L133 239L135 238V240H133L131 238L132 241H130V239H128ZM163 237H162V240H163ZM38 238H40L39 241H37ZM41 238L44 239V241ZM106 238H107V236H106ZM201 238H203V239H201ZM31 239L33 241H31ZM60 239L62 240V241H60V243L63 242L64 245L62 246L60 244L61 247H60V249H58L59 245L57 246L58 243H55V242H58V240H60ZM92 239H94V238H92ZM96 239L98 240L99 238L95 237V239L93 241H96L97 244H99L98 243L99 241H97ZM125 239L126 240L128 239V242ZM186 239H190V240H189V244H187V247L185 246L186 248H184L181 245L184 246V244H186ZM90 240H88L89 243L92 241V240L91 241ZM100 240H101V237H100ZM122 240H124L123 245H122ZM146 240H148V241H146ZM162 240H160V241H162ZM164 240H165V238H164ZM19 241L23 242V243H20ZM25 241H27V242H25ZM29 241H31V242H29ZM36 241H37V243H39V245L42 244L45 246H43V247H41V245L38 246V244H35ZM45 241H47V242H45ZM106 241L107 240L105 239V242H103V244L101 242V244L107 245L108 242H106ZM120 241H121V243H120ZM134 241H136V242H134ZM157 241L154 243H157ZM181 241L184 244H181ZM195 241H196V245H194ZM42 242L45 244H43ZM129 242L131 244H126ZM132 242H134L133 243L134 245H132ZM187 242H188V240H187ZM3 243H4V245H2ZM24 243H26V244H24ZM46 243H48V244L46 245ZM53 243H55V244H53ZM119 243L121 244V246H118ZM165 243H166V241H165ZM175 243H177V244L175 245ZM27 244H29V246H30L29 248H27L28 247ZM52 244H53V246H56L57 249L54 250L53 249L54 247L50 246ZM32 245L33 246L37 245V247L32 249ZM76 245H79V247H76ZM124 245L126 247L128 246V248L126 249L125 247H123ZM173 245H175V246H173ZM21 246H22V249H21ZM147 246L144 245V248L148 250L149 247L147 248ZM190 246L192 248L191 250L189 249ZM120 248H121V251H120ZM155 248H158V247H155ZM213 248H214V251H213ZM15 249H17V250L14 251ZM73 249H71L70 251H72ZM76 249H74L73 252ZM102 249H103V251H102ZM113 249L116 251V253H114L115 251H113ZM138 249H137V251L140 252V250H138ZM188 249L190 251V253H188L189 255L187 254ZM7 250H10V252H9L10 254L12 251H14V253L15 252L18 253L22 250L21 251L22 253L20 252V254H18V256L22 257V255H24L25 257H27L28 259L30 258V259L29 260L28 259L23 260V257L22 258L20 257L18 259V256L15 255L16 253L15 254L12 253L11 256H9V253L7 254ZM32 250H34V252L31 254ZM41 250H43L45 252H41ZM66 250L64 252L67 254ZM142 250H143V248H142ZM210 250H212L213 252ZM5 251H6V253H3ZM27 251H29L30 253H28ZM52 251L55 255L54 254L52 255ZM70 251H68V252H70ZM93 251L98 252L95 249ZM110 251L113 252L112 254H114V256L110 253ZM173 251H172V254H173ZM119 252H121V253L118 254ZM25 253H26V255H25ZM56 253H58V254H56ZM63 253L61 255H63ZM128 253H129V255H128ZM1 254H0V257H1L0 258V264H4V263L9 264V262L7 261L9 259H5L4 257L3 258L5 259L6 262H4V263L2 262V261H4V259L2 258ZM140 254H141V252H140ZM140 254H139V256H140ZM184 254H185V256H184ZM42 255L46 256L45 254H42ZM61 255H60V257L58 256V258H61L63 260L65 258V256L63 255L64 258H62L63 256H61ZM57 256H56V259H57ZM71 256L72 257L71 258L69 257V259H72L74 255L71 254ZM76 256H75V260L71 261V262H73V264L76 261V258H77ZM86 256H87V254H86ZM163 256H165V255H163ZM239 256H243V257L251 256V258L254 257L255 262L252 261V260H254V259H252V260L246 261V263H244L243 257H239ZM38 257L35 258V261H36V259H38ZM105 258H107L108 261ZM136 258H134V259H136ZM171 258L173 259L172 261L170 260ZM235 258H237V260ZM251 258L247 257L248 260ZM15 259H17L18 261L16 260L17 261L16 262ZM66 259L68 260V257ZM104 259L106 261H103ZM129 259H127V260H129ZM146 259H148L147 262L145 261ZM159 259L161 260L162 258H159ZM238 259H242V261L240 260L241 261L240 262ZM244 259L246 260V258H244ZM81 260L82 259H80L79 261H81ZM37 261L35 262L36 264L37 263L41 264V262H37ZM57 261H59V259H57ZM64 261L65 260L59 261V264H61V262L65 263ZM68 261H70V260H68ZM88 261H89V263H88ZM99 261H100V263H98ZM109 261H110V263H109ZM116 261H117V259H116ZM164 261L165 260H163V262ZM14 262L11 264H15ZM163 262H161V264ZM66 263H70V262L66 261ZM82 263L83 262H81L80 264H82ZM120 263L121 262L117 261L114 264H120ZM166 263H163V264H166ZM70 264H72V263H70ZM75 264H78V263H75ZM136 264H138V263H136Z\"/></svg>",
    "mask_w": 264,
    "mask_h": 264
},
{
    "label": "bare ground",
    "instance_id": "obj_2",
    "mask_svg": "<svg viewBox=\"0 0 264 264\" xmlns=\"http://www.w3.org/2000/svg\"><path fill=\"white\" fill-rule=\"evenodd\" d=\"M22 1H24V0H22ZM160 1H161V0H160ZM20 3H21V4H20ZM22 4H23V2H21V0H0V30H2L1 28H3L4 25L6 24V23H5V21H6V17H7V18L10 17L9 19H12L11 17L14 16V18H15V15H16V18H19V17L21 16V12L19 11L18 8H21V7H22V6H21ZM27 4H28V2H27ZM27 4H26V5H27ZM17 5H18L19 7H18ZM23 5H25V3H24ZM79 6H80V5H79ZM23 7H24V6H23ZM148 7H149V5H147V3L139 4V5L135 6L134 8H131V9L127 10L126 12H123V13H121L120 15L116 16L113 20L109 21V24L118 23L119 21L124 20L129 14L140 13L142 10L148 9ZM25 8H26V7H24V9H25ZM75 8H76V7H75ZM77 8H78V7H77ZM13 9H14V10H13ZM17 9H18V10H17ZM26 9H27V8H26ZM72 9H73V8H72ZM20 10L23 11V9H20ZM28 10H31V9H28ZM70 10H71V9H70ZM23 12H24V11H23ZM19 13H20V16H18ZM25 13H26V12H25ZM34 13H35V11H34ZM22 14H23V13H22ZM26 14H28V13H26ZM30 15H31V14H30ZM17 16H18V17H17ZM34 16H35V15H34ZM22 17H23V16H21L20 18H22ZM31 17H33V16H31ZM23 19H24V21L21 19V22H22V23H24L25 20H27V18H23ZM31 19H32V18H31ZM35 19H37V18H34V22H35ZM12 20H13V19H12ZM45 21H46V20H45ZM49 21H51V19H50ZM3 22H4V23H3ZM17 22H18V21H17ZM27 22H28V21H27ZM11 23H12V22H11ZM11 23H10V24H11ZM14 23H16V21H15ZM22 23H21V25H23ZM28 23H29V22H28ZM31 23H32V22L30 21V24H31ZM33 24H34V23H33ZM7 25H9V24H7ZM11 25H12V24H11ZM17 25H18V24L16 23V25H14V26H17ZM21 25H20V26H21ZM27 25H28V24H27ZM31 25H32V24H31ZM20 26H18V27L21 28ZM25 26H26V25H25ZM25 26H24V27H25ZM9 27H10V26H9ZM29 27H30V25H29ZM106 27H107L106 23H103V22L97 24V26H96L97 30H102V29H105ZM4 28H5V27H4ZM19 28H18V30H19ZM26 28H27V27H26ZM13 29L16 30L14 27H13ZM21 29H22V28H21ZM6 30H8V28H7ZM22 30H23V29H22ZM24 30H25V29H24ZM27 31H28V30H27ZM12 32H13V31H12ZM16 32H17V31H16ZM24 32H26V30H25ZM4 33H5V32H4ZM14 33H15V32H14ZM19 33H20V32H19ZM85 33H86V35L90 36V34L88 33V31L85 32ZM12 34H13V33H12ZM22 34H23V33H22ZM13 35H14V34H13ZM17 35H18V34H16V36H17ZM20 35H21V34H20ZM1 36H2V35H1ZM23 36H24V35H22L21 39H23ZM12 37H14V36H12ZM12 37H11V40L13 39ZM17 37H18V36H17ZM2 38H3V37H2ZM6 38H7V37H6ZM6 38H4L3 40L6 41ZM19 38H20V37H19ZM74 38H75L76 40H75ZM74 38H72V39H74L75 41L83 40L82 36H78V37H74ZM0 39H1V38H0ZM7 39H8V38H7ZM14 39H16V37H15ZM70 39H71V38H70ZM70 39H69V40H70ZM9 40H10V39H9ZM17 40H18V39H17ZM67 40H68V39H67ZM7 41H8V40H7ZM1 42H2V41H1ZM3 42H4V41H3ZM10 42H11V43H10ZM16 42H17V41H16ZM19 42H20V41H19ZM19 42H18V43H19ZM21 42H23V41H21ZM21 42H20V43H21ZM71 42H72V41H71ZM8 43H10V45L13 44V40H12V41H8ZM18 43H16V45H17ZM63 43H64V45H65V42H64V41H63ZM68 43H69V42H68ZM72 43H73V42H72ZM4 44H6V42H5ZM14 44H15V43H14ZM254 44H255V43H254ZM254 44H253V46H254ZM2 45H3V44H2ZM10 45H9V46H10ZM62 45H63V44L61 43V46H62ZM66 45H67V44H66ZM248 45H250V44H248ZM248 45H247V46H248ZM251 45H252V44H251ZM256 45H257V44H256ZM256 45H255V46H256ZM263 45H264V43H263ZM263 45L260 44V45L258 46L259 49H260L261 46H262V48H264ZM21 46H22V44L20 45V47H21ZM247 46H246V47H247ZM255 46H254V47H255ZM0 47L2 48L1 45H0ZM70 47H72V46H70ZM243 47H244V46H243ZM1 48H0V49H1ZM3 48H4V46H3ZM5 48H6V46H5ZM8 48H9V49H7V50H10V48L12 49V47H8ZM13 48H14V47H13ZM15 48H16V47H15ZM68 48H69V47H68ZM252 48H253V47H251V48L249 47L248 49H250V51H247V52H249V53H251V51L254 52V50H251ZM256 48H257V47H256ZM59 49H60V48H59ZM59 49H58V50H59ZM63 49H64V48H63ZM69 49H70V48H69ZM69 49H68V50H69ZM245 49H247V48H244V50H245ZM7 50H6V51H7ZM13 50H14V49H13ZM60 50H61V49H60ZM66 50H67V48H66ZM66 50H64V51H66ZM241 50H242V49H241ZM241 50H240V51H241ZM244 50H242V51H244ZM261 50H262V49H261ZM10 51H11V50H10ZM10 51H8V53H9ZM14 51H15V50H14ZM16 51H17V48H16ZM53 51H54V50H53ZM64 51H62V53H64ZM245 51H246V50H245ZM245 51H244V52H245ZM257 51H258V48H257ZM2 52H3V49H2V51H1V54H2ZM238 52H239V51H238ZM247 52H246V53H247ZM262 52H264V50H263ZM8 53H5V54L8 56ZM11 53H12V52H11ZM13 53H14V52H13ZM56 53H57V52H56ZM58 53H60V52H58ZM234 53L236 54V52H234ZM3 54H4V53H3ZM3 54H2V55H3ZM52 54H53V52H52ZM238 54H239V53H237L236 57H234L233 54H232V57H234V58H236L237 60H239V62H237V63H241V64H240V65H242L241 68H243L244 65H245V64H244V63H245V61H244V57H243V56H240V58L243 57V58H242L243 60L241 59V60H242V61H241L240 59H238V58H239V55H238ZM242 54H244V53L242 52ZM247 54H248V53H247ZM247 54H246V55H247ZM252 54H254V53H251V55H252ZM263 54H264V53H263ZM2 55H1V56H2ZM9 55H10V53H9ZM16 55H17V54H16ZM55 55H56V54H55ZM240 55H241V53H240ZM246 55H244V56L247 57V58H248V56H250V54H248L247 56H246ZM255 55H256V53H255ZM255 55H252V57H254ZM259 55H260V54L258 53V57H259ZM1 56H0V57H1ZM13 56H15V53H14ZM56 56H58V55H56ZM237 56H238V58H237ZM261 56H263V55H261ZM8 57H9V56H8ZM252 57H251V58H252ZM255 57H256V56H255ZM1 58H2V57H1ZM1 58H0V60H1ZM9 58H10V57H9ZM9 58H8V59H9ZM14 58H15V57H14ZM14 58H13V59H14ZM50 58H51V56H50ZM59 58H60V57H59ZM259 58H260V57H259ZM51 59H52V58H51ZM228 59H229V58H228ZM253 59H254V58H253ZM253 59H251V60H253ZM260 59H261V58H260ZM260 59H258V61H259ZM49 60H50V59H49ZM233 60H234V59H233ZM237 60H236V61H237ZM245 60H246V59H245ZM251 60H250V61H251ZM262 60H264V59H262ZM262 60H261V61H262ZM6 61H7V58L5 59V62H3V64H2L1 67H5V66H6L5 68H6V70H7V66H8V65H5ZM52 61H53V60H52ZM58 61H59V60H58ZM228 61H229V60H228ZM228 61H227V62H228ZM231 61H232V60H231ZM240 61H241V62H240ZM254 61H257V58H256ZM7 62H10V61H7ZM227 62H226V63H227ZM248 62H249V60L246 62V65H247ZM10 63H13V62H10ZM52 63H53V64L47 63V65L50 64V67H51L50 70H51V71L53 70L52 68H54V67L56 66V62H55V61L52 62ZM234 63H235V62H234ZM249 63H250V62H249ZM249 63H248V64H249ZM257 63H258V62H257ZM259 63H261V65H262V62H259ZM7 64H8V63H7ZM235 64H236V63H235ZM250 64H251V63H250ZM250 64H249V66H250ZM263 64H264V61H263ZM4 65H5V66H4ZM230 65H232V62H231ZM233 65H234V64H233ZM254 65H255V64H254ZM258 65H260V64H257L256 67H255V68H257V69H254V68H253L254 66L252 67V69H253V73H254V75H256V73H257V75L260 76V77L258 76L259 79H260V78L262 77V76H261L262 74H260L261 71H260V72L258 71L259 73H258V72L255 73V72H254L255 70H259V69H261L260 66H259L260 68L257 67ZM11 66H13V65H11ZM228 66H229V64H228ZM235 66H236V65H235ZM237 66H238V68H240V66H239L238 64H237ZM263 66H264V65H263ZM263 66H262V67H263ZM77 67H78V66H77ZM226 67H227V66H226ZM247 67H248V66H247ZM247 67H246V68H247ZM5 68H3V69L1 68L2 71L5 70ZM46 68H47V67H46ZM209 68L213 69V67H209ZM224 68H225V67H224ZM230 68H231V67H230ZM249 68H250V67H249ZM9 69H10V67H9ZM211 69H209L207 72H209ZM214 69H215V68H214ZM214 69H213V71L218 72V71H216V70H218L217 68H216L215 70H214ZM234 69H236V68H234ZM252 69H251V71H252ZM219 70L223 72V70H221V69H219ZM224 70H225V69H224ZM236 70H238V69H236ZM236 70H233V72L236 71ZM239 70H240V69H239ZM249 70H250V69H248V71H249ZM261 70L263 71L264 68H262ZM213 71H212V70L210 71V72L212 73L211 75L215 74ZM220 71H219V72H220ZM228 71H229V72H226V71H225V72H226V75L228 74V76H229V74L233 73L232 70H228ZM246 71H247V70H246ZM251 71H250V72H251ZM0 72H1V70H0ZM5 72H7V71H5ZM47 72H48V70H47ZM47 72H46V74L48 75ZM52 72H53V71H52ZM219 72H218V73H219ZM236 72H237V71H236ZM236 72H235V73H236ZM239 72H240V71H238V73H239ZM241 72H242V71H241ZM44 73H45V72H44ZM218 73H216V74H218ZM235 73H233V74L235 75ZM253 73H252V76L250 75L251 78H249V76H248L249 72L247 73V75H245V74H243V75H245L246 78L248 77L250 80L252 79V80H251V82H252V81H254V79H256V77L253 75ZM1 74H5V73H4V72H1L0 75H1ZM9 74H10V73H9ZM50 74H51V72H50ZM50 74H49V75H50ZM203 74H204V73H203ZM205 74H207V73L205 72ZM205 74H204V75H205ZM209 74H210V73H209ZM220 74H221V73H220ZM220 74H219V75H220ZM250 74H251V73H250ZM43 75H45V74H43ZM47 75H46L45 77H44V76H43V77L46 78ZM200 75H201V73H200ZM234 75H231V77L234 76ZM257 75H256V76H257ZM5 76H6V75H5ZM235 76H237V75H235ZM241 76H242V74H241ZM241 76H240V78L238 77V79H239L238 81H235V79H234V77H233V80H234V81H231V80H232V79H231V80H228V81H229L228 83H226L227 80H223V81H221L218 77H217V78L220 80V83H216L215 80L211 79V80H213V81L211 82V80H210L209 83H213V84L215 83V84H216V88H214L215 86H213V89L208 90L209 87H207V86H209V85H207V86H205V87H202V86H201V87L203 88V91H202V92H204V91H211V90H214V89H215V90L218 89V91H219V90L221 89L222 83H223V84L225 83L223 86L226 87V86L228 85L227 87H230V86L235 85V84L238 82V84H236V86H235V89H233L234 87H232V89L235 90V91L237 92V91H238V90L244 85V84H243V85L241 84V86H240V84H239V83L241 82V81H240L241 78H242ZM8 77H9V75H8ZM202 77H203V76H202ZM253 77H254V78H253ZM258 77H257V78H258ZM6 78H7V77H6ZM214 78H215V77H214ZM217 78H216V80H217ZM248 78L245 79V80L248 81ZM262 78H263V77H262ZM0 79H1V78H0ZM41 80H42V79H41ZM43 80H44V79H43ZM236 80H237V78H236ZM261 80H262V79H261ZM4 81H5V80H4ZM44 81H45V80H44ZM214 81H215V82H214ZM221 82H222V83H221ZM230 82H231L232 84H233V82H234V84H233V85H232V84L229 85ZM257 82H259V83H258V87H259V85H260L262 82H261L260 80H257V81L255 80V83H257ZM2 83H3V80H2ZM209 83H208V84H209ZM249 83H250V81H249ZM215 84H214V85H215ZM217 84L221 85V86H220V89H219V87H218L219 85L217 86ZM192 85H195V84H192ZM237 85H239V86H237ZM0 86H1V85H0ZM6 86H7V85H6ZM247 86H248V85H247ZM247 86H245L247 90H244V91L242 92L243 94L240 92V91H242L243 89L241 88V90H239V92L241 93V95H240L241 99H240V97L238 96L240 93H238V92H237V93H236V92H232L233 90L231 91V93H232L233 95H234V93H236V94H237V98H238L240 101L243 99L244 102H246V98L248 99V97H250L251 95H250V94H245V93H246V92H247V93H249V92L253 93V91L255 90L254 87H257L256 85H255V86H254V85H250V87H251V86H252V87L254 86V87H253L254 90L251 91V90H248V87H247ZM2 87H4V86H2ZM196 87H197V86H196ZM201 87H200V89H201ZM206 87L208 88L207 90H205ZM0 88H1V87H0ZM223 88H224V87H223ZM193 89H195V88H193ZM193 89H192V90H193ZM196 89H197V88H196ZM196 89H195V92H197ZM200 89H199V90H200ZM224 89H225V88H224ZM224 89H223L222 92H225V91H226V93H227V95H228L229 98H230V96H231V98L236 96V94H235L234 96H232V95L230 94V92H229L230 90H228V89L226 88V89L228 90L229 94H230V96H229L227 90H224ZM251 89H252V88H251ZM261 89H262V88H261V86H260V89H259V90H261ZM5 90H6V88H5ZM5 90H4V91H5ZM215 90H214V91H215ZM259 90H258V91H259ZM262 90H263V89H262ZM262 90H261V91H262ZM214 91H212V92H214ZM248 91H249V92H248ZM255 91H256V90H255ZM258 91L256 92V94L260 92V91H259V92H258ZM185 92H186V94H189V92H187V91H185ZM200 92H201V91H200ZM215 92H216V91H215ZM222 92H221V93H222ZM244 92H245V93H244ZM0 93H1V92H0ZM2 93H3V92H2ZM172 93H173V92H172ZM190 93H191V92H190ZM192 93H194V91H193ZM226 93H225V94H226ZM254 93H255V92H254ZM254 93H253V94H254ZM260 93H261V92H260ZM168 94H169V93H168ZM199 94H200V93H199ZM199 94H198V92H197V95H198V96H199ZM223 94H224V93H222V94H220V95H223ZM244 94H245V96H246V97L244 96L245 98L242 97V95H244ZM256 94H255V97H256ZM169 95H170V94H169ZM197 95H196V97H198ZM216 95H217V94H216ZM247 95H248V96H247ZM167 96H168V95H167ZM167 96H166V97H167ZM180 96H181V95H180ZM180 96H179L178 98L181 99L183 96H181V97H180ZM194 96H195V95H194ZM194 96H193V97H194ZM214 96H215V95H214ZM1 97H2V96H1ZM1 97H0V98H1ZM186 97H187V96H186ZM207 97H209V96H207ZM207 97H206V98H207ZM252 97H254V96H252ZM2 98H3V97H2ZM198 98H199V97H198ZM198 98H197V99H198ZM219 98H220V97H219ZM221 98H222V97H221ZM235 98H236V97H235ZM237 98H236V100H237ZM166 99H167V98H166ZM190 99H191V98H190ZM190 99H189V100H186V101H184V100H182V101H184V102H186V103H188V102L190 101V103H191L192 100H190ZM233 99H234V98H233ZM233 99H232V100H233ZM253 99H254V98H253ZM253 99H251L250 101H248V104H249V102H252ZM2 100H3V99H2ZM178 100H179V99H178ZM213 100H214V98H213V99L211 98V103H210V99L208 100V101H209V104H211V105H210L211 107L207 106L206 104H202V105H205V106L208 107L206 111H209V110H210V113H209V115H208L209 118H210V115L213 117V116H214L213 113L215 114V112H216V111H215V112L212 113V110H214V108H212V107H214L215 105H216V106H219L220 103L223 102V101L225 102V100H226V102H227L228 98H227V99L225 98V100H220L221 102H220L219 99H218V101H219L220 103H219L218 101L216 102L217 104L214 102V103H215L214 106L212 105V104H213ZM239 100H238V101H239ZM243 100L241 101L242 103H244ZM254 100H255V99H254ZM3 101H4V100H3ZM165 101H166V100H165ZM187 101H188V102H187ZM194 101H196V100H194ZM194 101H193L192 103L195 104V105L197 104V102H199V101H197V102L195 103ZM215 101H216V99H215ZM229 101H231V100H229ZM238 101H231V103L229 102L230 104H229V103H228V104L230 105V107H232L233 105H234V107H235V105H237V104H235V103L233 104L232 102H238ZM240 101H239V102H240ZM0 102H1V99H0ZM184 102H183V105H185V106H187V105H189V106H194L192 103H191V105H190V104H187V105H186V103H184ZM68 103H69V102H68ZM68 103H67V104H68ZM204 103H205V102H204ZM206 103H207V102H206ZM242 103H241V104H242ZM253 103H254V102H253ZM70 104H72V102H71ZM178 104H179V103H178ZM178 104H177V105H178ZM209 104H208V105H209ZM221 104H222V103H221ZM228 104H227V105H228ZM248 104H247V105H248ZM63 105H66V103L63 104ZM68 105H69V104H68ZM80 105H81V104H80ZM125 105H126V104H125ZM202 105H201V106H202ZM247 105H246V107L248 108V106H250V105H248V106H247ZM8 106H10V105H8ZM52 106L54 107L55 105H52ZM52 106L49 105V106H48L49 109H50V107H52ZM61 106H62V105H61ZM71 106H72V105H71ZM73 106H74V105H73ZM73 106H72V107H73ZM121 106L123 107V105H121ZM138 106H139V105H136V106L134 107V106L131 105V107H130V105H129V107H130L131 109H133L134 112H135V109H134V108H137ZM140 106H141V105H140ZM156 106H157V105H156ZM178 106L180 107V105H178ZM178 106H176V107H178ZM185 106H184V107H185ZM201 106H199V107H201ZM205 106H202V108H203V107L205 108ZM253 106H254V104H253ZM253 106H252V107H253ZM257 106H258V105H257ZM257 106H256V107H257ZM48 107H46V108L44 107L46 111L48 110V109H47ZM57 107H58V106H57ZM72 107H71V108H72ZM82 107H83V106H82ZM82 107H76V108H79V109L81 108V109L84 110V107H83V108H82ZM107 107H108V106H107ZM122 107L120 108V105H119V108H120V109H119L117 106H116V109L118 108L119 110H122V111H123L124 108H122ZM154 107H155V106H154ZM169 107H170V106H169ZM184 107H183L182 104H181V108H180V109H182V108H184ZM199 107L196 108V109H199ZM237 107H241L240 104H239ZM246 107H245V108H246ZM261 107H262V106H261ZM59 108H60V107H59ZM59 108H58V109H59ZM127 108H128V104H127V106H125V109H126V110L124 109L125 111H123V112H126V111H127ZM139 108H140V107H139ZM149 108L152 109L153 107H149ZM171 108H172V107H171ZM173 108H174V107H173ZM173 108H172V109H173ZM185 108H186V107H185ZM202 108H200V110H201ZM210 108H211V109H210ZM215 108H217V107H215ZM226 108H229V107H225V109H226ZM235 108H236V107H235ZM235 108H232L233 111H234ZM56 109H57V108H56ZM65 109H66V108H65ZM67 109H68V108H67ZM67 109H66V110H67ZM81 109H80V110H81ZM105 109H106V108H105ZM105 109H104V111H105ZM107 109H108V108H107ZM107 109H106V110H107ZM116 109H114V111H112L110 115H112L113 112H114L113 114L115 115V114H116V111L118 110V109H117V110H116ZM131 109H129V110H131ZM151 109H150V110H151ZM158 109H159V107H158ZM158 109H157V110H158ZM167 109H168V108H167ZM174 109H175V108H174ZM196 109H195V110H196ZM208 109H209V110H208ZM221 109H222V108H221ZM221 109H220V110H221ZM230 109H231V108H230ZM232 109H231V110H232ZM236 109H237V108H236ZM238 109H239V108H238ZM249 109H250V108H249ZM261 109H262V108H261ZM6 110H7V109H6ZM59 110H61V109H59ZM63 110H64V109H63ZM63 110H62L63 114H62V113H61V114H62V116L64 117V111H63ZM80 110L76 109V112H77V111L79 112ZM83 110H81V111H83ZM90 110H92V109H90ZM115 110H116V111H115ZM129 110L127 111V113H129ZM133 110H132V113H133ZM137 110H138V109H137ZM150 110H148V111L150 112ZM177 110H178V109H177ZM192 110H193V109H192ZM195 110H194V111H195ZM228 110H229V109H228ZM231 110H229V113H230ZM69 111H70V110H68V112H69ZM74 111H75V110H74ZM122 111H121V112H122ZM146 111H147V110H146ZM148 111H147V113H148ZM187 111H188V110H187ZM189 111H191V110H189ZM217 111H219V110H217ZM223 111H227V110H224V107H223V109L221 110V112H222L221 114H223ZM235 111H236V110H235ZM247 111H248V109H247L245 112H247ZM260 111H261V110H260ZM260 111H259V112H260ZM44 112H45V111H44ZM44 112H41V111H40V115H41V113H44ZM47 112H49V111H47ZM56 112H58V110H57ZM65 112H66V111H65ZM93 112H94V111H93ZM102 112H103V110H102ZM102 112H101L100 114H102ZM121 112L118 111L119 114H121ZM123 112H122V113H123ZM152 112H153V111H152ZM231 112H232V111H231ZM239 112H240V111H239ZM256 112H257V111H256ZM263 112H264V111H262L261 113L263 114ZM74 113H75V112H74ZM79 113H80V112H79ZM127 113H126V115H125V114H123V115H124V116H127ZM144 113H145V112H144ZM225 113H228V112H225ZM254 113H255V112H254ZM61 114H60V115H61ZM65 114H67V113H65ZM70 114L73 115V112H71ZM91 114H92V113H91ZM94 114H95V113H94ZM129 114H130V113H129ZM161 114H162V112H161ZM182 114H186V113H182ZM198 114H199V115H198ZM207 114H208V112H207V113L205 114V116H204V114L202 115V113H201V114H200V113H197V116H199L198 118H199L200 120L197 119L196 115L194 116V114H192L193 117H192V115H190V117L188 116V114H186V115L188 116L189 119H191V120H190V123H191V124H193V123L195 124L196 121H199V122H200L201 119H203V118H204L203 120L205 121V117H207ZM219 114H220V113H219ZM256 114H257V113H256ZM22 115H24V114H22ZM45 115H46V114H45ZM51 115H54V113L51 114ZM51 115H48V116L51 117ZM60 115H59V114L57 115V120H58V116H60ZM110 115H108L109 118H106V119H108L109 121H110V118H112V117H110ZM123 115L121 114V116H123ZM140 115H141V113H140ZM140 115H138V116H140ZM144 115H146V113L143 114L142 116H144ZM164 115H166L165 112H164ZM171 115H172V114H169L168 117L172 118L173 116H171ZM186 115H183V116H181V117L179 116V117L183 120V119L186 117ZM215 115H216V114H215ZM240 115H241V114H240ZM263 115H264V114H263ZM263 115H260L261 122H259L260 120H258V122L261 123V124H262V121L264 120V116H263ZM43 116H44V115H43ZM62 116H61V117H62ZM82 116H83V115H82ZM82 116H81V117H82ZM84 116H86V115H84ZM90 116H91V118H93L92 115H90ZM95 116L97 117L96 114H95ZM115 116H116V115H115ZM121 116H120V118L124 119V116H123V117H121ZM142 116H141V118H142ZM162 116H163V114H162ZM177 116H178V115H177ZM184 116H185V117H184ZM200 116H201V117H200ZM234 116H236V115H234ZM252 116H253V114H252ZM261 116H263V117H261ZM19 117H21V116H19ZM41 117H42V115H41ZM46 117H47V116H46ZM46 117H44V118L46 119ZM54 117H56V116H54ZM61 117H60V118H61ZM96 117H95V118H96ZM117 117H118V119L120 120L119 116H117ZM117 117H116V118H117ZM153 117H154V116H153ZM157 117H160V118H161L160 121L156 118L157 124H158V121H159V124H160V122H161V123L164 125V122H165V121H164V122L162 121V117H161L160 115L157 116ZM182 117H183V118H182ZM232 117H233V116H232ZM21 118H22V117H21ZM60 118H59V121H60ZM83 118H84V117H83ZM85 118H86V117H85ZM89 118H90V117H89ZM116 118H115V119H116ZM134 118H135V117H134ZM141 118L137 119V116H136V119H137V120H140ZM175 118H176V117H175ZM175 118H173V120H174ZM177 118H178V117H177ZM188 118H187V119L185 118V119L188 120ZM194 118H195V120H194ZM207 118H208V117H207ZM213 118H214V117H213ZM230 118H231V116H230ZM256 118L258 119L259 116H258V117L256 116ZM22 119H23V118H22ZM53 119H54V118H53ZM53 119H52V121H53ZM61 119H62V118H61ZM93 119H94V118H93ZM93 119H92V120H93ZM106 119H105V120H106ZM154 119H155V118H154ZM165 119L167 120V117L165 118V116H164V119H163V120H165ZM181 119H180V120H181ZM226 119H228V118H226ZM253 119H254V120H257V119H255V118H253V117H252L250 120H248L249 122H248V121L246 122L244 118H243V119H240V120L238 119V120H239V122L242 121V120H244V122H245L244 125L247 123V124H246L247 127H249L248 125H251V127H252V126H253V125L251 124L252 122H253L254 125H257L256 123H258V122H255V123H254V120H253ZM262 119H263V120H262ZM72 120H74V122H75V120H80V119L75 118V119H72ZM84 120H85V119H84ZM116 120H117V119H116ZM116 120H114V121L116 122ZM119 120H117V121H119ZM152 120H153V118H152ZM152 120L150 119V121H152ZM168 120H169V118H168ZM168 120L165 122V124L169 123ZM192 120H193V123L191 122ZM233 120H234V119H233ZM233 120H232V121H233ZM235 120H236V119H235ZM61 121H62V120H61ZM65 121H66V120H65ZM70 121H71V120H70ZM70 121H69V122H70ZM87 121L89 122V119H87ZM94 121H95V120H93V121H91V122H94ZM106 121H107V120H106ZM114 121H112V122H114ZM120 121H121V120H120ZM120 121H119V122H116V123H113V124H119ZM135 121H136V120L131 121V122L129 121V122H128V123H129L128 125H130V123H133V124H134ZM156 121L154 122L155 124H156ZM174 121H175V120H174ZM174 121H171L170 123L173 124ZM176 121H179V118H178V120H176ZM176 121H175V122H176ZM194 121H195V122H194ZM217 121H218V119H217ZM232 121H231V122H232ZM236 121H237V120H236ZM251 121H252V122H251ZM48 122H49V121H48ZM53 122H54V121H53ZM55 122H56V121H55ZM76 122H77V121H76ZM91 122H90V123H91ZM179 122H180V121H179ZM201 122H202V121H201ZM212 122H213V121H212ZM212 122H211V123H212ZM218 122H219V121H218ZM224 122H226V121H224ZM228 122H230V121H228ZM242 122H243V121H242ZM242 122H240V123H242ZM250 122H251V123H250ZM263 122H264V121H263ZM45 123H47V122H45ZM51 123H52V122H51ZM51 123L49 122V125H50ZM78 123L80 124V122H78ZM78 123H77V124H78ZM94 123H95V122H94ZM110 123H111V122L107 123V127H108L109 130L112 129V127L114 126V125L112 126ZM126 123H127V122H126ZM149 123H150V122H149ZM152 123H153V121H152ZM184 123H185V126H184V128H185V127H186V124H187L188 122H187V123L184 122ZM190 123H189L188 125H190ZM214 123H215V122H214ZM249 123H250V124H249ZM67 124H68V122H67ZM77 124H76V125H77ZM82 124H86V123H82ZM88 124H89V123H87V125H88ZM104 124H106L105 121H104ZM104 124H103V123L101 124V125H102V127H101V128H102V131L100 130V128H97V129H99V130H97V134H98V132H100V131H101V132L105 131V130H104L105 128L103 127ZM108 124L111 126V128L108 126ZM133 124H132V125H133ZM155 124H153L152 126H154ZM157 124H156V125H157ZM162 124H160L159 127L163 126ZM176 124H177V122H176L174 125H175V126H178L177 128H179V125H178V124L176 125ZM181 124H183V122L180 123V127H181ZM209 124H210V123H209ZM209 124H208V125H209ZM221 124H224V123L222 122V123H220V124H214L215 126H213V127L216 128L217 125L221 126ZM21 125H22V124H21ZM46 125H48V124H46ZM46 125L44 124V126H46ZM68 125H69V124H68ZM74 125H75V124H74ZM76 125H75V126H76ZM125 125H127V124H124V125H122V126H125ZM148 125L150 126L151 124H147L146 126H148ZM156 125H155V127H154L155 129H156ZM198 125H199V124H198ZM208 125H207V126H208ZM233 125H239V124H237V123L235 124V122H234V124H233V122H232V126H233ZM259 125H260V124H259ZM259 125H258V128L262 127V125H264V124L260 125V127H259ZM40 126H41V125H40ZM40 126H39V128H40ZM77 126H81V124H80V125H77ZM77 126H76V127H77ZM115 126H116V125H115ZM122 126H121V127H122ZM149 126H148V127H149ZM169 126H170V125H168V127H169ZM172 126H173V125H171L170 127H172ZM175 126H173L172 129H173ZM204 126H205V125H204ZM230 126H231V125H230ZM46 127H47V126H46ZM48 127H49V126H48ZM51 127H52V126H51ZM73 127H74V126H73ZM82 127H83V125H82ZM86 127H87V126H86ZM105 127H106V125H105ZM107 127H106V128H107ZM127 127H128V126H126V128H127ZM130 127H132V126H130ZM168 127H166V128L164 127V130H166ZM213 127H212V128H213ZM41 128H42V127H41ZM44 128H45V127H44ZM44 128H42V130H41V134H44V132L42 133V131H45V132H46V130H44ZM68 128H69V127H68ZM90 128H91V127H89L88 130H89ZM123 128L125 129V127H123ZM128 128H129V127H128ZM151 128H152V127H151ZM175 128H176V127H175ZM177 128H176V129H177ZM210 128H211V127H210ZM214 128H213V130H215ZM217 128H218V127H217ZM252 128H253V127H252ZM252 128H251V129H252ZM262 128H264V126H263ZM59 129H60V128H59ZM63 129H64V128H63ZM65 129H66V126H65ZM71 129L73 130L72 126H71ZM71 129L69 128V130H68V129H66V130H68V132H69ZM78 129H79V127H78ZM83 129H84V127H83ZM157 129H158V128H157ZM172 129H171V130H172ZM194 129H195V128H194ZM194 129H193V130H194ZM200 129H201V128H200ZM202 129H203V128H202ZM219 129H220V128H219ZM222 129H224V128H221V130L218 131V132L222 133V132H221ZM240 129H241V128H240ZM240 129H238V130L240 131L239 134H242L243 131L240 130ZM48 130H49V128H48ZM60 130H61V129H60ZM60 130H59V131H60ZM106 130H107V129H106ZM142 130L144 131V129H141V130H138V131H142ZM146 130H147V129H146ZM164 130H163V132H164ZM167 130H170V129L168 128ZM195 130H196V129H195ZM217 130H218V129H217ZM217 130H215V131H217ZM246 130H247V129H246ZM15 131H16V130H15ZM36 131H37V130H36ZM38 131H39V130H38ZM50 131H52V130H50ZM59 131H58V132H59ZM84 131H85V130H84ZM95 131H96V129H95ZM95 131H94V133H95ZM119 131H121V130L119 129ZM122 131H123V130H122ZM124 131H126V129H125ZM143 131H142V132H143ZM150 131H151V133H154V134H155V132H156L157 130H156V131L154 130V132H153V130H150ZM159 131L162 132L161 129H159ZM191 131H192V130H191ZM207 131L210 133V129H208ZM207 131H204V132L207 133ZM241 131H242V132H241ZM39 132H40V131H39ZM56 132H57V131H56ZM66 132H67V131H66ZM68 132H67V134H68ZM72 132H73V131H72ZM80 132H81V131H80ZM144 132L146 133V131H144ZM147 132H148V131H147ZM168 132H169V131H168ZM223 132H224V131H223ZM261 132H262V134H264V131H261ZM261 132H260V133H261ZM35 133H36V132H35ZM54 133H55V132H53L52 134H54ZM82 133H83V132H82ZM82 133H81V136H82ZM89 133H90V132H89ZM145 133H144L145 136H147L146 134H150V132H148V133H146V134H145ZM157 133H159V132H157ZM211 133H214V132H211ZM215 133H217V132H215ZM215 133H214V134H215ZM232 133H234V132H232ZM232 133H231V135L228 134V135L231 136V137H229V136L226 134V136L229 137L228 139L231 138V140H228L226 137H225L226 139H225V138H222V139L220 140V143H221V144L223 143V145H219L220 143L217 144V140H216L215 143H216L217 145H219V146H217V148H220V150H218V149L216 150L217 152H215V150H214V149H216V148L214 147V146H215V145H214V144H215L214 142H213V146L210 145V143H212V142H210V143H209V142H204V143H206V144L209 143L208 145L211 147L210 149L214 150V153H215V154L218 153L217 156H218V155L221 156V154H222V153L220 154L221 149H223L226 145L229 146L230 141H231V143H230L231 147H232V146L235 147L234 144H235V145H236V144L241 145V142H243V141H241L242 139H240V141H239V138H240V137H239L237 134H235V135H237L239 138L237 139V137H235L236 139L234 140L233 137H232ZM244 133H245V132H244ZM246 133H248V134H246ZM246 133H245L246 136H248V135L250 134V135H249L250 138H251V135H254V134L256 135L257 138L260 137V134L258 135L259 132H258V133H257V132H254V133H253V132H251V131H249V132L246 131ZM41 134H40V136H42ZM59 134H60V133H58L57 135H59ZM97 134H96V135L94 134V137L97 136ZM139 134H141V133H139ZM201 134H203L202 131H201ZM262 134H261V135H262ZM37 135H38V134H35V137H36ZM101 135H102V134H101ZM101 135H100V137H101ZM127 135H128V134H127ZM132 135H133V134H132ZM137 135H138V134H137ZM137 135H136V136H137ZM142 135H143V134H142ZM144 135H143V136H144ZM150 135H151V134H150ZM156 135H157V134H156ZM169 135H170V133H169ZM174 135H175V134H174ZM183 135H187V134L185 133V134H183ZM190 135H191V134H190ZM81 136H80V138H81ZM92 136H93V135H92ZM92 136H90V137H92ZM102 136H103V135H102ZM123 136H125V135H123ZM123 136H122V137H123ZM170 136H171V135H170ZM224 136H225V135H224ZM233 136H234V135H233ZM243 136H245V135L243 134ZM35 137H34V138H35ZM38 137H39V135H38ZM38 137H37V138H38ZM68 137H69V136H68ZM68 137H67V138H68ZM90 137H88L87 139H89ZM110 137H111V136H110ZM110 137H109V138H110ZM115 137H116V135H115ZM126 137H127V136H126ZM134 137H135V135H134ZM134 137L132 136V138H134ZM138 137H139V135H138ZM140 137L142 138L141 135H140ZM157 137H158V135H157ZM162 137H163V136H162ZM164 137H166V136H164ZM181 137H183V136H181ZM221 137H222V136H221ZM256 137H253V138H256ZM39 138H40V137H39ZM39 138H38V139H39ZM41 138H42V137H41ZM58 138H59V137H58ZM72 138H73V137H72ZM72 138H71L70 141H69L70 138L68 139V143L71 142V144L68 145V146H70V147H72L71 145L74 143V141L77 142L76 139H75V140L73 139V143H72ZM119 138H120V137H119ZM128 138H130V140H131V136H130V135H129ZM183 138H184V137H183ZM190 138H191V137H190ZM262 138H263V137H262ZM52 139H54V140L56 139V138H55V135H54V138H51V140H52ZM93 139H94V138H93ZM101 139H102V138H101ZM103 139H104V138H103ZM110 139H111V138H110ZM112 139H113V138H112ZM115 139H116V138H115ZM126 139H127V138H126ZM161 139H162V138H161ZM161 139L158 138V140H161ZM172 139H173V138H172ZM172 139H171V140H172ZM177 139H178V138H177ZM177 139H174V140H177ZM34 140H36V138H35ZM49 140H50V138H49ZM78 140H79V139H78ZM118 140H119V139H118ZM124 140H125V139H124ZM146 140H147V139H146ZM148 140H149V139H148ZM153 140H154V139H153ZM155 140H156V139H155ZM163 140H164V139H163ZM193 140H195V139H193V137H192L190 141L193 142ZM197 140H198V139H197ZM222 140H225V141L228 140V141H226V142H225V141L222 142ZM243 140H244V142H247V140H245V139H243ZM37 141H39V140H37ZM56 141H57V139H56ZM62 141H63V140H62ZM85 141H90V140H84V142H85ZM94 141H95V140H94ZM107 141H108V139H107ZM107 141H104V142H107ZM109 141H110V140H109ZM138 141H140V140H138ZM156 141H157V140H156ZM172 141H173V140H172ZM184 141H185V138H184ZM186 141H187V138H186ZM232 141L235 142V143H233ZM236 141H237V143H236ZM249 141H250V140H248V142H249ZM35 142H36V141H35ZM35 142H34V143H35ZM52 142H53V140H52ZM52 142L50 141V143H52ZM54 142H55V141H54ZM64 142H66V141H64ZM96 142H97V141H96ZM98 142H100V141H98ZM98 142H97V143H98ZM113 142H114V141H113ZM118 142H119V141H118ZM118 142H117V143H118ZM123 142H124V141H123ZM123 142H122V143H123ZM143 142H144V141H143ZM145 142H146V141H145ZM149 142H150V141H149ZM159 142H160V141H159ZM169 142H170V141H169ZM239 142H240V143H239ZM251 142H252V143H250V144H252L251 146L253 147V146H254L253 142L255 143V141L251 140ZM32 143H33V142H32ZM32 143H31V144H32ZM56 143H57V142H56ZM119 143H120V142H119ZM119 143H118V144H119ZM130 143H131V142H130ZM133 143H134V141H133ZM157 143H158V142H157ZM160 143H161V142H160ZM224 143H225V145H224ZM232 143H233V144H232ZM256 143L258 144L259 141H256ZM263 143H264V141H263ZM42 144L44 145L43 142H42ZM53 144H54V143H53ZM61 144H62V143H61ZM81 144H82V142H81ZM90 144H91V143H90ZM99 144H100V143H99ZM115 144H116V143H115ZM115 144H114V145H115ZM123 144H124V143H123ZM131 144H132V143H131ZM147 144H149V143L146 142V145H147ZM45 145H46V144H45ZM54 145H55V144H54ZM58 145H60V144H58ZM62 145H63V144H62ZM91 145H92V144H91ZM93 145H95V144L93 143ZM93 145H92V146H93ZM119 145H121V144H119ZM119 145H116V146H119ZM124 145H125V144H124ZM136 145H137V144H136ZM182 145H183V146H182ZM182 145H181L180 147L178 146V144H177L176 146L173 145L172 148L177 147V151H179V150H178V147H179L181 150H183L182 147H184L185 144H182ZM202 145L205 146L204 144H202ZM202 145H199V147L196 145L197 148H196V147H193V148L191 147V148H192V150L194 149L193 151H195V150L198 149V148L200 149V148L202 147ZM238 145H236V146H237L238 148H240V146H238ZM242 145H243V144H242ZM245 145H246V143H245ZM255 145H256V144H255ZM259 145H262V142H261V141H260V143L258 144V146H259ZM6 146H7V145H6ZM41 146H42V145H39V147H41ZM46 146H47V145H46ZM68 146H67V147H68ZM81 146L85 148V145H84V146L81 145ZM99 146H100V145H99ZM103 146H104V144H103ZM147 146L150 148L149 150H151L152 146H149V145H147ZM154 146H155V144H154ZM154 146H153V147H154ZM170 146H171V145H170ZM200 146H201V147H200ZM220 146H221L222 148H221ZM223 146H224V147H223ZM228 146H227V148H228ZM243 146H244V145H243ZM58 147H60V146H58ZM58 147H56V148H58ZM67 147H66V148H67ZM74 147H75V146H74ZM88 147H89V146H88ZM93 147H94V146H93ZM93 147H92V148H93ZM95 147H96V145H95ZM106 147H107V146H106ZM119 147H120V146H119ZM137 147H138V145H137ZM137 147H135V148H137ZM139 147H142V145L139 146ZM155 147H158V146H155ZM155 147H154V149H155ZM167 147L171 149V147H169V146H167ZM233 147H232V148H233ZM237 147H236V148H233V149L235 150V152H234V150L231 148V149L233 150L234 153H233L232 151L229 150L231 153H227V154H231V156L228 158L229 160H227L226 162L230 161V158H234L235 156H238V155H235V154L238 153V154H240V155H242V154L245 155V153L249 152V151H250L249 149H251V147L249 146V143H248V144H247V147H246V146H245V147H246V148L250 147V148H248L249 151H248L247 149L245 150V147H244V151H246V152H244V151L242 150V151H241L242 154H241V152H239L238 150H236V149H238ZM254 147H255V146H254ZM254 147H253V148H254ZM256 147H257V145H256ZM256 147H255V148H256ZM259 147H260V146H259ZM37 148H38V147H37ZM37 148H36V149H37ZM43 148H44V147H43ZM49 148H50V147H49ZM49 148H47V149H49ZM56 148H55V150H56ZM61 148H62V146L60 147V152L63 151V150L65 149L64 147H63L64 149H61ZM68 148H69V147H68ZM98 148H100V147H98ZM110 148H112V146H110ZM113 148H115V147L113 146ZM121 148H122V147H121ZM159 148H162V149H160V150H161L160 152H162V150H167V148L165 149V146H163V147L160 146ZM163 148H164V149H163ZM188 148H190V147H188ZM188 148H187V150L190 151L191 148H190V149H188ZM195 148H196V149H195ZM205 148H206V151H208V152H210V153H213L212 150H210L208 146L205 147ZM205 148H204V149H205ZM227 148H225V149H223V150L226 151ZM229 148H230V147H229ZM41 149H42V147H41ZM47 149H46V150H47ZM58 149H59V148H58ZM71 149L73 150V147H72ZM71 149L68 150V153L71 152L70 154H72V150H71ZM75 149H77V148H75ZM75 149L73 150V154L75 153V152H74ZM81 149H82V148H81ZM81 149H80V147H78L77 152H80V151H78V150H81ZM88 149H91V148H88ZM95 149H97V148H95ZM102 149H103V148H102ZM105 149H106V148H105ZM118 149H119V148H118ZM132 149L134 150V148H132ZM141 149L144 150V147L141 148ZM152 149H153V148H152ZM157 149H158V148H157ZM157 149H156V150H157ZM37 150H40V149L38 148ZM55 150H54V151H55ZM84 150H85V149H84ZM84 150H83V151H84ZM100 150H101V149H100ZM139 150H140V148H139ZM181 150H180V152H181ZM187 150H186V148H185L184 151L187 152V154L190 153L189 155H191L193 151H190V152H189V151H187ZM240 150H241V149H240ZM51 151H52V150H51ZM81 151H82V150H81ZM101 151H102V150H101ZM110 151H111V153H112V150H110ZM118 151L120 152L121 150H118ZM118 151H117V152H118ZM136 151H138V150L135 149V153H136ZM184 151H183V153H184ZM236 151H238V152L236 153ZM259 151H262V150H259ZM263 151H264V150H263ZM36 152H37V151H36ZM36 152L33 151L32 153H31V152H30V153L28 152V153H29V155H30V154L33 155V153H34V155H35ZM39 152H41V151H39ZM57 152H59V150H58ZM60 152L58 153V155H60ZM63 152H64V151H63ZM87 152H88V151H87ZM91 152H92V151H91ZM106 152L108 153V150H107ZM117 152H116V155L118 156L119 154H117ZM121 152H122V151H121ZM127 152H128V151H127ZM127 152H126V153H127ZM130 152H132V150H131ZM138 152H140V151H138ZM151 152H152V151H151ZM167 152H168V151H167ZM172 152L175 153V154L173 155ZM172 152H171V153H172V156H175V155L178 154V157H179V155L182 154V152H181V154H180V153H176V149H175V151L172 150ZM202 152H203V151H202ZM222 152H224V151H222ZM28 153H27V154H28ZM48 153H49V155H50V152H49V151H48ZM48 153H47V154H48ZM52 153H53V151H52ZM52 153H51V154H52ZM80 153H81V152H80ZM83 153H84V152H83ZM102 153H103V152H102ZM102 153H101V154H102ZM111 153L109 152V154H111ZM114 153H115V152L113 151V154H114ZM158 153H159V152H158ZM168 153H169V152H168ZM168 153H167V154H164V155L161 154L160 157H159V155H158V156L155 157V158H158V157H159V158L162 159V161L165 160V159H169V160H170V159H172L173 157L170 155V153H169V154H168ZM214 153H213V154H214ZM232 153L235 155L234 157H232V156H233ZM42 154H43V153H42ZM42 154H41V155H42ZM61 154H62V153H61ZM65 154H66V153H65ZM70 154H68V155H70ZM73 154H72V155H73ZM104 154H105V153H104ZM109 154H106V156H110ZM113 154H112V155H113ZM159 154H160V153H159ZM187 154H184V156H186ZM224 154H225V152H224L222 155H224ZM250 154L252 155V153H250ZM49 155H48V157H49ZM53 155H54V156H57V154L55 155L54 153H53ZM66 155H67V154H66ZM78 155H79V154H78ZM80 155H81V154H80ZM80 155H79V156H80ZM91 155H92V154H91ZM91 155H89V156H91ZM116 155L114 154V157H117ZM126 155H127V154H126ZM134 155H135V154H134ZM136 155H137V153H136ZM162 155H163V158L161 157ZM166 155L168 156V158L166 157ZM189 155H188V156H189ZM196 155H197V154H196ZM256 155H257V154H256ZM256 155H254V157H255ZM261 155H262V154L257 155L256 158H259V157L261 158ZM263 155H264V153H263ZM263 155H262V156H263ZM27 156H28V155H26V157H27ZM39 156H40V155H39ZM43 156H44V155L41 156L42 159L45 157V156H44V157H43ZM54 156H53V157H54ZM75 156H76V155H75ZM75 156H73V157H75ZM81 156H82V155H81ZM101 156H102V155H101ZM101 156H100V157H101ZM103 156L105 157V155H103ZM122 156H123V155H122ZM122 156H121V157H122ZM142 156H143V155H142ZM169 156H171L172 158H169ZM205 156L207 157V155H204V157H205ZM225 156H226V155H225ZM258 156H259V157H258ZM33 157H34V156H33ZM41 157H40V159H41ZM48 157H47V158H48ZM53 157H52V158H53ZM60 157H63V156H60ZM60 157H59L58 159L62 161V159H63L64 157H63L62 159H60ZM68 157L71 158V156H68ZM104 157H103V160H102V161H105V160H107V158H108V157H107V158L105 159ZM111 157H112V156H111ZM124 157H125V156H124ZM126 157H127V156H126ZM139 157H140V156H139ZM165 157H166V158H165ZM178 157L175 156V159H176V160H179ZM198 157H199V158H198ZM200 157H201V155H197V157H196L197 159H194V161L191 159V160H189V161H190V163H191L192 161H193V162L196 161L195 164H197V167H198V168L200 167V168L202 169V167L200 166V164H198L199 161H197V160L201 159ZM206 157H205V158H206ZM242 157H243V156H242ZM251 157L254 158L253 155H252V156H249V158H251ZM24 158H25V157H24ZM29 158H30V157H29ZM31 158H32V156H31ZM47 158H46V159H47ZM50 158H51V157H50ZM65 158H66V159H69V158H67V157H65ZM95 158H96V157H94V159H95ZM112 158H113V157H112ZM145 158H146V157H145ZM153 158H154V157H152V159H153ZM155 158H154V159H155ZM182 158H183V157H182ZM205 158H204V160H203V157H202V161H204V162L206 163L207 160L210 159V157H207V160H206ZM247 158H248V157H247ZM249 158H248V159H249ZM252 158H251V160H252ZM256 158H255V159H256ZM66 159H63V163H65L64 161H66ZM71 159H72V158H71ZM91 159H93V158H91ZM94 159H93V160H94ZM96 159H97V158H96ZM101 159H102V158H101ZM104 159H105V160H104ZM130 159H131V158H130ZM133 159H134V158L132 157V160H133ZM152 159H149V161L151 160V161L153 162L154 159H153V160H152ZM224 159H227V158L224 157ZM248 159H247V160H248ZM263 159H264V158H263ZM22 160L24 161V159H22ZM75 160H77V159L75 158ZM99 160H100V159H99ZM109 160H110V159H109ZM136 160H138V158L136 159V157H135V162H137ZM172 160H173V159H172ZM176 160H175V161H176ZM205 160H206V161H205ZM210 160H211V161H208L209 164H211V163L214 161L213 158H211ZM215 160H217V159H215ZM233 160H234V159H233ZM23 161H22V163H23ZM26 161H27V158H26ZM28 161H29V159H28ZM28 161H27V162H28ZM37 161H38V158H37ZM42 161H43V160H42ZM52 161H53V160H52ZM57 161H58V160H57ZM57 161H56V162H57ZM71 161H72V160H71ZM77 161H78V160H77ZM79 161H80V160H79ZM79 161H78V163H79ZM90 161H91V160H90ZM100 161H101V160H100ZM127 161H128V160H127ZM127 161L124 160L123 163L125 164V162H126V163L128 164L127 166L130 165L131 167L129 166L130 168L128 167L126 171H127V173H128L129 171L132 173V174H130V175H131V176H130V179H131V177H133L132 179H134V177H135V179H136V177H137V183H138V184H139V181H140V183L142 184L143 181L146 180V176L143 175L142 177H143V178L145 177V180L142 179V182H141L140 177L138 178V176H139V174H137V171H138V170H139V172H140V171L143 172V169H144V170L147 171V173H148V170H150V172H149L148 174H152L153 171H156V172H157L159 169H161V168H160L161 165H159V163L156 162V161H158V159H157V160H154L153 163H151V161L148 162L149 165L146 164V165H148V166L144 165L146 168H144L143 164H142V165L140 164V163H141V160H140V161L138 160V164H137V165H136L135 162H134V163H135V166H134V163H132L133 166H134V169L137 170V171H135L136 175L134 176L135 173H133V168H132V165H131V162H132V161H128V162H127ZM133 161H134V160H133ZM145 161H146V160H145ZM147 161H148V160H147ZM175 161H172V163H171L169 166H171V165L173 164V162H175ZM184 161H185L184 163H180V164H183V165H184V164H187V163H188L187 160H184ZM200 161H201V160H200ZM202 161H201V163H202ZM249 161H250V160H249ZM24 162H25V161H24ZM32 162H34V161H32ZM32 162H31V163H32ZM39 162H41V161H39ZM39 162H38V163H39ZM54 162H55V161H54ZM73 162H75V161H73ZM73 162H72V163H73ZM91 162H92V161H91ZM93 162H94V161H93ZM139 162H140V163H139ZM143 162H144V160H143ZM143 162H142V163H143ZM158 162H159V161H158ZM160 162H161V160H160ZM163 162H164V164H165L167 161L165 160V161H163ZM168 162H169V161H168ZM168 162H167V163H168ZM210 162H211V163H210ZM222 162H225V160H223ZM234 162H235V161H234ZM252 162H253V161H252ZM252 162H251V163H252ZM255 162H256V161H255ZM255 162H254V163H255ZM257 162H258V161H257ZM257 162H256V163H257ZM263 162H264V160H263ZM38 163H37V164H38ZM51 163H53V162H50V164H51ZM63 163L61 162V164H60V162H59L58 164H60V165H58V167H61V165H62ZM85 163H86V161H85ZM129 163H130V164H129ZM145 163H147V162H145ZM145 163H144V164H145ZM156 163H157V164H156ZM205 163H204V164H205ZM254 163H253V164H254ZM256 163H255V164H256ZM259 163H260V162H259ZM32 164H33V163H32ZM34 164H36V163H34ZM41 164H42V163H41ZM46 164H47V161H46ZM46 164H44V166H45ZM54 164H55V163H54ZM119 164H120V166H121V163H118V166H119ZM139 164L141 165V166H140V169L136 168L137 166H139ZM152 164H154L155 166L157 165V167H158L159 169H158V168H155L154 165H153L154 168L152 169ZM160 164H162V163H160ZM206 164H207V163H206ZM206 164H205V165H206ZM261 164H262V162H261ZM261 164H260V165H261ZM24 165H25V164H24ZM30 165H31V164H30ZM48 165H49V164L46 165V168H47V169H49V168H48ZM79 165H80V164H79ZM82 165H83V163H82ZM125 165H126V164H125ZM125 165H124V166H125ZM165 165H166V164H165ZM198 165H199V166H198ZM258 165H259V164H258ZM32 166H35V165H32ZM49 166H51V165H49ZM54 166H55V165H54ZM62 166H63V165H62ZM89 166H90V165H89ZM101 166H103V165H101ZM111 166H112V164H111ZM113 166H114V168L112 167L113 170H114L116 167H118L117 165H116V167H115V165H113ZM120 166H119L118 170H119L120 168L122 169L123 164H122L121 167H120ZM127 166H126V167H127ZM149 166H151L150 168H151L153 171H151V169L149 168ZM162 166H163V165H162ZM178 166H179V165H178ZM189 166H192V165H189ZM189 166L187 165V167H189ZM29 167H31V166H29ZM37 167H39V166H36V168H37ZM55 167H57V166H55ZM55 167H52L53 171H54ZM107 167L109 168V166H107ZM107 167H106V168H107ZM147 167H148V170H147ZM185 167H186V166H185ZM185 167H183L182 170H183ZM194 167H196V165H195V166H194V165L192 166V170H193ZM228 167H230V166H228ZM228 167H226V168H228ZM233 167H235V170H234L233 168H231V167H230V168L233 169V170L235 171V174H234V171H231V169H228L227 171H229L230 174H234V175L236 176V174H238V172L236 173V169H240L241 166H239L238 168H237V166H233ZM242 167H243V166H242ZM254 167H255V165H254ZM254 167H253V168H254ZM256 167H257V168H256ZM256 167H255L256 169H259V168H260V166H256ZM36 168L34 167V169H36ZM42 168H44L43 165H42ZM42 168H41V169H42ZM46 168H44V169H46ZM63 168H64V167H63ZM95 168H96V166H95ZM97 168H100V167H97ZM97 168L94 169V170L97 171V170H98ZM101 168H104V167H101ZM112 168H111V169H112ZM123 168H124V169H122V170H124L123 173H122V170H121V169H120L119 171H118V170H115V171H118V172H117L118 175H116L117 173L115 174V172H114V174L116 175L115 177L113 176L114 174L112 175V174L108 173V169H106V170H107V171H106L107 173H104V172L102 171V172H103L102 174H105V175L110 174V175H112V176H113V177H112V180H113L114 178H116V177H118L119 175L124 174V173L126 172V171H125V167H123ZM131 168H132V170H131ZM141 168H143V169H141ZM189 168H190V167H189ZM189 168H188V169H189ZM198 168H196V169L194 168V169L197 170ZM200 168H199V169H200ZM253 168H252V169H253ZM261 168L264 169V166H262ZM60 169H61V168H60ZM60 169H58L57 171H59ZM104 169H105V168H104ZM111 169H109V172H111ZM154 169H156V170H154ZM173 169H174V168H172V170H173ZM188 169H187V170L185 169V170L188 171ZM224 169H225V168H223L222 170H224ZM243 169H244V168H243ZM243 169L241 170V174L237 175V176H239V178H242V176H244V175H245L246 177H248V176L246 175L248 172H249L248 175H250V173H251V177L255 178L254 176H252V173H254V174L256 173V170H255V169H254L255 171H253L252 169H251V170L249 169L250 171L248 170V172L245 173V174H244ZM16 170H17V171H16ZM16 170H15V171H16L15 173L19 172L18 169H16ZM87 170H88V169H87ZM89 170H92V169H89ZM128 170H129V171H128ZM172 170H171V171H172ZM179 170H181V169H180V166H179ZM182 170H181V171H182ZM192 170L189 169V172L192 171ZM225 170H226V169H225ZM225 170H224V172H225ZM246 170H247V169H246ZM246 170H245V172H246ZM24 171H25V173L27 172L26 170H24ZM42 171H43V170H42ZM92 171H93V170H92ZM120 171H121V172H120ZM146 171L143 172V173L146 174ZM169 171H170V170H169ZM186 171L184 172V170H183L182 172H184L185 174H187ZM204 171H206V170H204ZM237 171H238V170H237ZM242 171H243V174H244V175H242ZM259 171H260V169H259ZM93 172H95V171H93ZM93 172H90V173H93ZM98 172H99V170H98ZM98 172H95V173H98ZM119 172H120V174H119ZM130 172H129V173H130ZM142 172H141V173H142ZM151 172H152V173H151ZM176 172H177V167H176ZM261 172H264V170H261ZM261 172H259V173L257 174L258 176L255 174V176H257V177L259 178V180H256V181H261V180H260V177L262 176V174L264 175V173H261ZM1 173H2V171H1ZM166 173H167V172H166ZM169 173L172 174V172H169ZM169 173H167L168 176H169ZM93 174H94V173H93ZM148 174H146V175L148 176ZM174 174H175V173H174V170H173V174L170 175V177L173 176L172 178H174V176H175ZM181 174H182V173L180 172V175H181ZM185 174H183V175H181V176H184ZM207 174H208V173H207ZM209 174H210V175H209ZM209 174H208V175L211 177V176H212V175H211V172H209ZM260 174H261V175H260ZM99 175H100V174H99ZM99 175L96 176V177L99 178ZM105 175H104V176H105ZM110 175H109L108 177H110ZM125 175L128 176V174L125 173L124 175H121L119 178H123V179L125 180V181L121 180V182H122V181H123V183L126 182V184H127V182H128V184H129V182H130L131 180H130V179L126 180V177H123V176H125ZM132 175H133V176H132ZM137 175H138V176H137ZM140 175H141V174H140ZM163 175H166V174L164 173ZM163 175H161V176H163ZM167 175H166V178L168 177ZM259 175H260V177H259ZM101 176H103V175H101ZM101 176H100V178H99L100 180H101ZM149 176H150V175H149ZM237 176H236V177H237ZM245 176H244V177H245ZM90 177H91V176H90ZM93 177H95V176L93 175ZM96 177H95V178H96ZM106 177H107V176H106ZM142 177H141V178H142ZM215 177H216V176H215ZM236 177H233V179L235 178V179H237L238 181H242L241 179L239 180V179L236 178ZM246 177H245V178H246ZM251 177H250V178H251ZM0 178H2V177L0 176ZM98 178H97V179H98ZM103 178H104V177H103ZM103 178H102V179H103ZM127 178H128V177H127ZM163 178H164V176H163ZM166 178H164L163 181H165ZM168 178H169V177H168ZM168 178H167V179H168ZM172 178H170V179H172ZM177 178H179V174H178V177H177ZM177 178H175V180H177ZM180 178H181V177H180ZM218 178H219V177H218ZM221 178H222L223 180H221ZM227 178H228V177H227ZM227 178H226V177H220V178L217 179V180H221V181H220L221 184L224 185L225 182H223V181H225L224 179H227ZM104 179H105V181H107V178H104ZM104 179H103V181H104ZM109 179H110V178H108V181H109ZM138 179H139V180H138ZM156 179H157V178H155V180H156ZM160 179H162V178L159 176L158 179H157L158 182H159ZM167 179H166V181H167ZM185 179H186V178H185ZM214 179H215V178H214ZM229 179H230V178H229ZM233 179L229 180V181H231L230 183H233V182H232ZM235 179H234V180H235ZM242 179H243V178H242ZM247 179H248V178H247ZM255 179H257V178H255ZM261 179L264 180L263 177H262ZM110 180H111V179H110ZM119 180H120V179H119ZM119 180H118V179H117V181L115 180L116 183L113 184V182H112L111 185H112V186H113V185H114V186L116 185V186L119 187L120 184L117 185L118 182L121 183ZM129 180H130V181H129ZM155 180L153 179L152 181H154V183H155V182L157 181V180H156V181H155ZM168 180H169V179H168ZM187 180H188V179H187ZM187 180H185V183H183V181H182L181 184H178V185H179L178 188H180L181 185H182V187H183L184 185H188L187 183H189L190 180H188L189 182H188ZM217 180L215 179V181H217ZM243 180H245V179H243ZM248 180H249V179H248ZM252 180H254V179H252ZM252 180L250 179V181H248V182L250 183ZM0 181H1V180H0ZM92 181H93L95 184H97V183L95 182V181H97V180H92ZM103 181H101V182H103ZM105 181H104V182H105ZM115 181H114V182H115ZM132 181H133V180H132ZM132 181H131V182H132ZM163 181L161 180V182H163ZM211 181L213 182V178H212ZM215 181L213 182L215 185H213V184L210 183L211 186L217 187L216 184H219V185H218V187H219V186L221 185L220 182L218 181V183H217V182H215ZM226 181H228V180H226ZM256 181H255V182H256ZM90 182H91V181H90ZM93 182H91V183L93 184ZM98 182H99V180H98ZM133 182H134V181H133ZM171 182H172V180H171ZM186 182H187V183H186ZM209 182H210V181H209ZM252 182H254V181H252ZM252 182H251V183H252ZM262 182H263V181H262ZM66 183H67V182H65L64 184H66ZM106 183H107V182H106ZM123 183H122V185H123ZM134 183H136V181H135ZM137 183H136V184H137ZM151 183H152V182H151ZM249 183H248V184H249ZM251 183H250V184H251ZM256 183H257V182H256ZM256 183H255V184H256ZM126 184L123 185V186H124V187H125V186H128V184H127V185H126ZM130 184H133V183H130ZM136 184H133V185H136ZM138 184L136 185V188L139 187ZM141 184H139V185L141 186ZM183 184H184V185H183ZM228 184H229V183L226 182L225 185H228ZM233 184H234V183H233ZM236 184H238V183L236 182ZM245 184L247 185L246 187H249V189H250V186H251V185L248 186L247 183H245ZM245 184H244V187H245ZM260 184H261V182H260V183L258 182V183H257V186H260V187H261L262 185H260ZM60 185H61V184H60ZM60 185H59L58 187H60ZM66 185H68V184H66ZM149 185H150V184H149ZM149 185H148V186H149ZM151 185H152V184H151ZM151 185H150V186H151ZM222 185H221V186H222ZM229 185H230V184H229ZM229 185H228V186H229ZM234 185H235V184H234ZM234 185L231 184L230 187H232V186H234ZM92 186H93V185H92ZM112 186H111V188H110V184H108V187H107L108 189L106 188V185L103 186L104 188H103L102 186H99V187H102L101 189H104V190H105V191H104V194H107V193L109 192V190H111V189L113 188V190L110 191V192H111L110 195H111L112 197H115V196H113L112 194L115 195V193H117V192H115V191H117V187L115 186V187H116V189H115V187H114V186L112 187ZM157 186H160V185H157ZM162 186H164V188H166V191L168 190V192L170 191L171 193L174 192L175 190H178L177 185L175 186V187L177 188V189H176V188L173 186V183H172L171 187L168 185L170 188H169L167 185H164V184H163ZM165 186H167L168 188L165 187ZM205 186H207V185H205ZM211 186H209L208 189L211 190V189L213 188V187L211 188ZM221 186H220V187H221ZM252 186L254 187V184H252ZM62 187H63V184H62ZM120 187H121V186H120ZM134 187H135V186H134ZM134 187L132 186L133 189H134ZM155 187H156V186H155ZM182 187H181V188H182ZM220 187H219V188H220ZM222 187H225V186H222ZM222 187H221V188H222ZM246 187H245V189H246ZM253 187H252V188H253ZM255 187H256V186H255ZM68 188H69V186L65 187V190H66V189L68 190ZM126 188H127V187H126ZM161 188L164 190L163 187H161ZM161 188H159L158 191H156V190L158 189V188H157V189H155V190H154V189H151V190L149 189V190H147L146 192H147V193H152V192H151L152 190H153V191H156V193L153 192V193H155L154 195H155V197H156V196L159 195V193L165 194V193H163V192H165V191H162ZM171 188H172V189H175V190H173V191L169 190V189H171ZM203 188H204V186H203ZM225 188H227V187H225ZM228 188H229V187H228ZM258 188H259V187H258ZM8 189H9V188L4 189V190L9 191ZM59 189H61V188H59ZM97 189H98V188H97ZM97 189H96V190H97ZM106 189H107V190H106ZM118 189L120 190V191H118L119 194H120V192L122 193L121 190L123 189V187H122V188H118ZM124 189H125V188H124ZM128 189L132 190L131 187L128 188ZM160 189H161V190H160ZM208 189H207V190L205 189V191H204V190H203V191H204V192H207V191H209ZM214 189H215V188H214ZM222 189H223V188H222ZM1 190H2V189H1ZM55 190H56V189H55ZM89 190H90V189H89ZM99 190H100V189H99ZM99 190H97V191H99ZM114 190H115V191H114ZM193 190H194V188H193ZM243 190H244V189H243ZM247 190H248V189H246L245 191H247ZM254 190H255V189H254ZM6 191H3V192H4V193H7ZM97 191H96V192H97ZM100 191H101V190H100ZM102 191H103V190H102ZM112 191H114V192L112 193ZM123 191H124V190H123ZM148 191H149V192H148ZM159 191H160V192H159ZM161 191H162V192H161ZM178 191H179V190H178ZM195 191H197V190H194V193H195ZM203 191L200 192V191L198 190V192H197L196 194H198L199 192L202 193V194H204ZM63 192H64V190H62V193H63ZM67 192H68V191H67ZM67 192H66V191L64 192L65 195H66ZM96 192H95V193H96ZM106 192H107V193H106ZM110 192H109V193H110ZM158 192H159V193H158ZM168 192H166V193H168ZM187 192H188V191H187ZM187 192H185V194H187ZM190 192H191V191H190ZM251 192H252V190H251ZM254 192H255V191H254ZM254 192H253V196H254V194H255ZM33 193H34V192H33ZM40 193H41V192H40ZM49 193H50V191H49ZM52 193H53V191H52ZM56 193L58 194V192H56ZM64 193H63V194H64ZM95 193H94V195H95ZM99 193H100V192H99ZM99 193H98V194L96 193V198H97V200H95V201H97V202L92 201V199L90 200L91 203L89 202V203L91 204V206H90L91 208L89 207V210L91 209V212L94 211V210H92L93 206H95V208H96V206H97L98 204H100V203H98V202H100V201H102V200H103V202H105L108 198L111 197L110 195L107 194V195H108V197L106 196L107 199L104 198V197H99V198H100V200H99L98 196H99V195H100V196L103 195V193H102V194H99ZM144 193H145V192H144ZM147 193H146V194H147ZM153 193H152V194H153ZM200 193H199V194H200ZM207 193H208V192H207ZM249 193H250V192H249ZM249 193H248V194H249ZM1 194L3 195V193H1ZM34 194H36V193H34ZM34 194H31L30 197H31L32 195H34ZM38 194H39V193H38ZM57 194H56V196H58ZM67 194H68V193H67ZM157 194H158V195H157ZM182 194H183V195H182ZM190 194H191V193H190ZM190 194H188V195H186V196H188V197L192 196V195H190ZM196 194H195V195H196ZM199 194L197 195L198 197H200V195H202V194H200V195H199ZM210 194H211V193H210ZM248 194H247V195H248ZM36 195H37V194H36ZM48 195H49V194H48ZM50 195H54V194H50ZM50 195H49V197H48L47 194H45V195H43V196H40L39 199L42 198V197L44 198V196H47V197L50 199V197H51ZM59 195H61V194H59ZM68 195H69V194H68ZM91 195L94 196L93 194H91ZM97 195H98V196H97ZM154 195L151 196V195L149 194V196H151V197H149L148 194H147V196H148L149 198H153V199H154V197H153ZM189 195H190V196H189ZM208 195H209V194H208ZM251 195H252V194H250V196H251ZM89 196H90V195H89ZM116 196H117V195H116ZM135 196H136V195H135ZM140 196H141V195H140ZM140 196H139V194H138L136 197H140ZM142 196H143V194H142ZM167 196H169V195H167ZM177 196L180 198V194L177 195ZM177 196H176V197H177ZM181 196H182V198H183V196H184V192L181 193ZM186 196H184V197H186ZM204 196L206 197L207 195H204ZM5 197H6V199L8 198L7 196H5ZM5 197H1V202H5V201H2L3 198H5ZM33 197H34V196H33ZM62 197H64V196H61V198H62ZM68 197H69V196H67V198H68ZM112 197H111V198H112ZM188 197H186V198L188 199ZM198 197H196V198H198ZM213 197H214V196H213ZM248 197H249V196H248ZM248 197H246V199H247ZM45 198H46V197H45ZM48 198H47V199H48ZM52 198H53V197H52ZM56 198H57V197H56ZM58 198L60 199V196H58ZM96 198H93V200L96 199ZM130 198H133V197H130ZM130 198L128 199V201L126 200V202L122 201V202H124V203H126V204H127V202H128V205H129V206H128V205H124V204H123L124 206H121V202H120V203H118L119 205L117 204L118 207L120 206V207H122V209H123V207L125 208L126 206H128L129 209H130V206H131V208H133V207L136 208L137 205H136V206H133V205H134V202L136 203V200L133 199V200H134V202H133V200H130ZM140 198H141V197H140ZM174 198H175V197H173L172 199H174ZM214 198H215V200L217 199L216 197H214ZM218 198H219V197H218ZM252 198H254V197H252ZM37 199H38V198H37ZM37 199H36V201H34V202H38L39 200H37ZM49 199H48V200H49ZM54 199H55V197H54ZM62 199H63V198H62ZM65 199H66V196H65ZM65 199H63V200L65 201ZM89 199H90V198H89ZM89 199H87V201H88ZM105 199H106V200H105ZM144 199H146V198L144 197ZM160 199H161V197H160ZM175 199H178V198H175ZM184 199H185V198H184ZM187 199H186V200H187ZM212 199H213V198H212ZM249 199H250V198H249ZM4 200H5V199H4ZM22 200H23V199H22ZM48 200H46V202H47ZM51 200H53V199H51ZM51 200H50V202L52 203ZM85 200H86V199H85ZM98 200H99V201H98ZM129 200H130L131 202H130ZM169 200H170V199H169ZM179 200H180V199H179ZM192 200H197V199H192ZM199 200H203V198H199ZM209 200H210V198H209ZM55 201H56V199L53 200V203L57 204V201H56V202H55ZM60 201H62V200L60 199ZM66 201H67V199H66ZM66 201H65V202H66ZM138 201H139V200H138ZM142 201H143V200H142ZM172 201H173V202H172ZM172 201H169V202H172V203H174V204L177 202V201L174 202V200H172ZM182 201L184 202L185 200H182V199H181V202H182ZM190 201H191V199H190ZM212 201H213V200H212ZM250 201H251V200H250ZM1 202H0V203H1ZM21 202H23V201H21ZM34 202H32V204H33ZM79 202H81V201L79 200L78 203H79ZM84 202H85V203L83 204V202H82V204L85 205V206H88V204L86 205V201H84ZM92 202H94L93 205H92ZM129 202H130V203H129ZM147 202H148V203H147V204H148V211H147V205H146V203L144 204V202H143V203H141V206H140V209H139V210H141V211H140V212H137V211H136V213H137V214L135 213L136 215L134 214V211H133V212H132V211H128V212H131V213L126 212V213H125L126 216H125V215H123L124 212H121V213L118 214V215H119V216H118V215H116V214L118 213V211H116V210H114V211H113V210L110 211V210H109L108 212H111V213H109V214H110V217H109V216H106L107 219H108V218H109V219H111V218H116V220L114 219V220H115L114 222H113V220H112V221H110L109 224H108L107 221H109V220L106 221V217L104 216L103 218L105 219V221H106V222H105V221L103 220V218L101 217V218H102V222H101V223H103V224H104V223H105V224L107 223L106 225L104 224L105 227L103 226V224H101V225H100V223H96V224H99L101 227L103 226V227H104V228H103L104 230L106 229V226H107V229H106L105 231H104V230L102 231V228H101V231H100V230H99V229H100V226L97 225L98 227L96 226L95 229H96L97 231H99V232H98L99 235H98V234H95V233H97V232H94V231H96V230H94L93 227L89 228V226H87L89 229H87V228L85 227L86 230H87V232H88V231H90V232H94V234L91 233V236H92V235H95V237H98V238H99L98 240L96 239L97 241H99V242H98L99 244H97L96 241H93V240L95 239V237H93V236H92V237H89V236H90V234H89L90 232H89V233H87L86 231L83 232L85 229H84V230H83V229L80 230L81 233H78V232H80V231H75L76 234H73V235L69 232V233L71 234V235H70V234H69V235H70V236H73V237L70 238V239H72V241L69 240V238L66 237L67 235H66L65 237L62 236L61 239H63V237H64V238H67V240H66V239H63V241L65 240L64 243H66L67 241H68V242L70 241L71 243L69 242L68 245H72L74 236L77 235V234H79V236L77 235L78 238H77V236H76V238H77V240H78V239H80V238L82 237V239H80V240H78V241H80L81 243L84 241L83 243H85V244H83V245H85V246H82V247H83L84 250L86 249V251H85V253L82 252V249H81L82 247H81V248H79V249H78V248H77V249L74 248V249H76V250L73 252L74 249H73L72 246H71L70 248L67 247V249H69L68 251H70L71 249H73V250L70 251V252H68V251L66 250V248H65V249H62L63 252L66 250L68 255H67L65 252H64V253H65V254H64L62 251H59V252H58V253H60V255L63 253V255L65 256V258H64V256L61 255V256H63L62 258H64L63 260H65V261H64L65 263L61 262V264H70V263L73 264V262H71V261H74V260H75V256H76L75 254H76L77 252H79V251L83 253V254H82L83 258H85V259L88 258V260H91V259H89V255H90L91 250H92V249H93V250L95 249V250L98 251V250H101L100 248H102V247H104V249H105V247L108 246V244L110 243V241L112 242V240L117 236V233L119 234V232H120L119 230H121V232L123 231V226H124V228H125V225H128V224H129V225H132L133 223H135L134 225H136V223L139 222V219L137 220V218L141 217L143 214H144V215L142 216L143 219H144L145 217L147 218L148 215H149V216H150V215H151V216H152V215L154 216L155 213L159 211V210H158L159 208H157V207H159L161 204H163V205H161L160 207H163V206H165L164 203H167L166 205H168V203H169L168 201H166V202L163 201L164 203H162V202H157V203H160V204L156 205L157 203L149 202V201H147ZM155 202H156V201H155ZM183 202H182V203H183ZM210 202H211V201H210ZM231 202H232V201H231ZM231 202H230V205H231ZM233 202H234V200H233ZM9 203H10V202H7V203H6V205H7V204H8V205H7V207H5V208H9L8 206L11 205V204L9 205ZM27 203H28V202H27ZM51 203H50V204H51ZM60 203L62 204L63 202H60ZM69 203H70V202H69ZM72 203H73V202H72ZM78 203H77V204H78ZM96 203H97V204H96ZM150 203H151V204H150ZM152 203H154L156 207L153 208V207H152V205H153ZM172 203H171V204H172ZM177 203H178V204H181V203H179V201H178ZM200 203H203V202H200ZM3 204H4V203H2V205H3ZM13 204H14V203H13ZM13 204H12V205H13ZM25 204H26V201H25ZM44 204L46 205V203H44ZM44 204H43V205H44ZM55 204L52 205V206H54V208H55ZM82 204L80 203L81 206H82ZM90 204H89V205H90ZM95 204H96V205H95ZM101 204H102V203H101ZM130 204H131V205H130ZM132 204H133V205H132ZM142 204H144L143 206H144L145 209L142 207ZM171 204H169V205H171ZM197 204H198V203H197ZM197 204H196V203H194V204H192V203L186 204V205H188V206H187V207L185 206V209L188 211L189 208H193V206H194V205H197ZM216 204H217V203H216ZM224 204H225V202H223L222 205H221V202H219V204H217V206L219 205L218 207H220V209H221L222 206L224 207V206L226 205V204H225V205H224ZM12 205H11V206H12ZM45 205H44V206H45ZM57 205H58V204H57ZM57 205H56V208L58 207ZM59 205H60V204H59ZM75 205H76V204H75ZM78 205H79V204H78ZM80 205H79V209H80V207H81ZM145 205H146V206H145ZM200 205H201V204H200ZM200 205H199V206H200ZM3 206H4V205H3ZM14 206H15V205H14ZM21 206H22V205H20L19 207H21ZM31 206H32V205H30V207H31ZM73 206H74V205H72L71 209L69 208L70 210H69V209H68V210H64L63 212H65V211H69V212H71ZM85 206H82V207L84 208ZM98 206H99V205H98ZM98 206H97V207H98ZM113 206L116 207V204L113 205ZM149 206H150V207H149ZM171 206H174V205H171ZM171 206H169V207L166 208L165 210H163V209L160 210L161 212H163V213H162V216H161V213H159V214H160V218H162V217H167L168 214L165 215V216H163L164 211H166V210L169 211V209L172 208ZM189 206H190V207H189ZM199 206H198V207H199ZM206 206H208V205H206ZM217 206L215 205V208L212 207V209H210V211H211V212H210V215H211L212 212L214 211L213 209H215V210L217 209ZM1 207H2V206H1ZM15 207H16V206H15ZM15 207H14V208H15ZM19 207H18V209H19ZM23 207H24V206H23ZM23 207H21V209H22ZM50 207H51V206H50ZM76 207H77V206H76ZM82 207H81V208H82ZM128 207H126L125 209H127ZM137 207H138V206H137ZM151 207L154 209V210L152 209L154 212L150 209ZM196 207H197V206H196ZM196 207L193 208V209H196ZM225 207H226V206H225ZM225 207L222 208V209L224 210ZM2 208H3V207H2ZM5 208H4V209H5ZM77 208H78V207H77ZM77 208H75V206H74L73 212H74V210H76ZM85 208H86L87 211H89L87 207H85ZM95 208H94V209H95ZM142 208H143V210H142ZM155 208H157V209H155ZM199 208H200V207H199ZM199 208H197V209H199ZM202 208H204V207L202 206ZM11 209H12V208H11ZM21 209H19V210H21ZM26 209H27V207H26ZM122 209H121V210H122ZM133 209H134V208H133ZM176 209H177V208H176ZM179 209H180V208H179ZM182 209H184L183 206H182ZM182 209H181V211H182ZM193 209H192V210H193ZM220 209L218 208V210H220ZM222 209H221V210H222ZM80 210H81V209H80ZM80 210L77 209V210H76L77 213H78V211H80ZM117 210H118V209H117ZM123 210H124V209H123ZM139 210H138V211H139ZM149 210H150V211H149ZM190 210H191V209H190ZM208 210H209V208H208ZM5 211H6V210H5ZM5 211H4V212H5ZM76 211H75V212H76ZM84 211H85V210H84ZM87 211H85V212L87 213ZM98 211H100V210H98ZM115 211H116V212H115ZM142 211H143V212L146 211V212H145V213H146V216H145V213H143ZM155 211H156V212H155ZM160 211H159V212H160ZM6 212H7V211H6ZM11 212H12V211H11ZM17 212L19 213V211H17ZM24 212H25V211H24ZM51 212H52V211H51ZM51 212H50V213H51ZM53 212H54V211H53ZM53 212H52L53 215L51 214L52 217L55 215V212H54V213H53ZM58 212H59V211H58ZM63 212H61V213L59 212L60 214H59V213H58V214L61 216V214H63ZM73 212H72V214H71V213L65 214V216L67 215L66 217H68V219H69V217H71V216L73 217V216L77 215V213H76L75 215H73V214H74ZM80 212H81V211H80ZM91 212L89 211L88 213L90 214ZM119 212H120V210H119ZM149 212H152V213L149 214ZM173 212H176V211H173ZM178 212H179V211H178ZM184 212H185V211H184ZM184 212H183V213H184ZM193 212H194V211H193ZM193 212L190 213L191 216H193V214H194ZM220 212H221V211H218V212L214 211L213 214H212V216H210L211 218L213 217L212 219H211L210 217L208 218L209 220L205 219L206 226H207L208 224H210L209 222H211L210 225H211V227H212V222L215 221V220H214V221H212V220H213V219H216V218H220V217H219V216L221 215ZM7 213H8V212H7ZM18 213H17V214H18ZM39 213H40V212H39ZM43 213H45V212H42V214H43ZM66 213H67V212H66ZM81 213H82V212H81ZM100 213H101V211H100ZM113 213H114L116 216H118L120 219L117 218ZM127 213H128L129 215H128ZM153 213H154V214H153ZM166 213H167V212H165V214H166ZM183 213H180V214L178 213V214H179L180 216H181V215L183 216ZM204 213H205V212H204ZM208 213H209V211H208ZM214 213H216V215H214ZM13 214H15V213H13ZM42 214H40V215L43 216ZM46 214H49V212H48V213L46 212ZM56 214H57V213H56ZM70 214H71V215H70ZM79 214H80V213H79ZM84 214H85V213L83 212V215H81L82 217H80V218L85 217L86 214H85V215H84ZM105 214H106V213H105ZM105 214H104V215H105ZM111 214H113V217L111 216ZM120 214H121V215H120ZM130 214H131V215H130ZM132 214H134V218L137 217L136 220H135L134 218H132V216H133ZM140 214H141V216H140ZM147 214H148V215H147ZM159 214L156 213V216H157L156 218L159 217ZM173 214H174V213H173ZM184 214L186 215L187 213H184ZM190 214H189V215H190ZM3 215H4V214H3ZM35 215H36V213H35ZM40 215H39V216H40ZM68 215H69V216H68ZM93 215H94V214H93ZM189 215H188V216H189ZM194 215H195V214H194ZM204 215H205V214H204ZM207 215H208V214H207ZM217 215H219V216H217ZM37 216H38V215H37ZM37 216H36V218H37ZM39 216H38V218H39ZM44 216H45V214H44ZM47 216H48V215H47ZM49 216H50V215H49ZM49 216H48V218H50ZM56 216H57V215H55V217H56ZM62 216H63V215H62ZM65 216H64V218H65ZM77 216H78V215H77ZM86 216H88V214H87ZM89 216H90V215H89ZM89 216H88V218H89ZM100 216H101V215H100ZM120 216H121V217H120ZM135 216H136V217H135ZM149 216H148V218H150ZM173 216H174V215H173ZM182 216H181V217H182ZM202 216H203V215H202ZM216 216H217V217H216ZM57 217H58V216H57ZM128 217H129V218H128ZM176 217H178L177 219H178L179 221H177V219L174 218V222H171L172 224H173V223L176 224V222H180L181 220H184V216H183L182 219H181V217H179V216H176ZM214 217H216V218H214ZM262 217H264V216L262 215ZM40 218H41V217H40ZM43 218H46V216L43 217ZM91 218H92V217H91ZM121 218H122V219H121ZM123 218H125V219L127 218V219H126L127 221L125 222V219H123ZM130 218H131L132 221L129 220ZM142 218H141V219H142ZM154 218H155V216H154ZM156 218H155V220H156ZM170 218L172 219V217H170ZM189 218H190V217H189ZM189 218H188L187 215H186V218H185V219H189ZM74 219H75V218H74ZM74 219H73V220H74ZM84 219H85V218H84ZM84 219H81V220H84ZM95 219H96V218H95ZM117 219H118V220H117ZM158 219H159V218H158ZM171 219H170V221H172ZM55 220H56V219H54V222H55ZM73 220H72V221H73ZM79 220H80V219L78 218L77 221H79ZM81 220H80V221H81ZM96 220H97V219H96ZM98 220H100V218H99ZM98 220H97V221H98ZM122 220H124V222H123ZM133 220H134L135 222H133ZM155 220H153V219H152V220L149 219V221H155ZM168 220H169V219H167V221H168ZM47 221H50V220H46V222H44V223H47V224H48ZM51 221H53V219H52ZM57 221H58V219H57ZM61 221H62L61 223H63V222L65 223V222H66L65 220L63 221V219H62ZM77 221H76V222H77ZM156 221H160V220H156ZM167 221H166V222H162V223H165L164 225H166V223L169 225V222H170V221H168V222H167ZM216 221H217V220H216ZM216 221H215V222H216ZM67 222L71 224V220H70V221H67ZM67 222H66V224H67ZM73 222H74V221H73ZM98 222H99V221H98ZM112 222H113V223H112ZM117 222H118V224H119V225H118L119 227L117 226L118 228L116 227V225H117L116 223H117ZM127 222H128V223H127ZM141 222H142V221H141ZM141 222H139V223H141ZM146 222H147V220H146ZM0 223L2 224V227L4 228V224H3L2 222H0ZM50 223H51V222H50ZM81 223H82V222H81ZM85 223H86V222H85ZM122 223H123V224H122ZM125 223H126V224H125ZM147 223H149V222H147ZM162 223H161V224H162ZM171 223H170V225H171ZM193 223H194V222H193ZM193 223H192V225H191V223H190L191 227L188 226V227H186V229L189 230V228H190V231H191V228H192V230H193V227H194V226H193V225H194ZM196 223H197V222H195V224H196ZM1 224H0V230H3L2 227H1ZM51 224H52V223H51ZM53 224H54V223H53ZM57 224H58V223H57ZM70 224H69V225H70ZM92 224L94 225L95 223H92ZM92 224H91V225H92ZM112 224H113V225H112ZM120 224L122 225V227H120ZM149 224H152V223L150 222ZM149 224H148V225H149ZM61 225H63V224H60V227H61ZM79 225H80V224H79ZM93 225H92V226H93ZM114 225H115V226H114ZM134 225H133V227H135ZM148 225H147V226H148ZM157 225H158V224H157ZM157 225H156V226H153V228L155 227L154 230H155L156 232H158V231L160 230L161 227L163 228V224H162V225H160L161 227L159 226L160 228H157V230H158V231H157V230H156ZM188 225H189V224H188ZM49 226H50V224H49ZM54 226H55V224H54ZM64 226H65V225H64ZM71 226H72V225H71ZM109 226H110V227H109ZM113 226H114V228H113ZM136 226H137V225H136ZM138 226H139V224H138ZM138 226H137V227H138ZM141 226H142V224H141ZM144 226H146V225H144ZM185 226H186V225H185ZM203 226H204V227H203ZM203 226H201V227H203V228H200V229H198V226H197V230H199L200 233L203 232L202 229H204V228L209 230V226H207V227H206L205 225H203ZM51 227H52V226H51ZM51 227H49V228H51ZM57 227H59V225H57ZM57 227L55 226L54 228H57ZM164 227H165V226H164ZM199 227H200V226H199ZM211 227H210V228H211ZM63 228H64V227H63ZM120 228H122V229H120ZM127 228H129V230H130V226L127 227ZM153 228L151 227L152 230L150 229V230H151L150 233H149L147 230H146L147 232L144 231V230H143V232H144V233L146 232V234H151V233H153ZM194 228H196V227H194ZM75 229H76V228H75ZM91 229L94 230V231H91ZM108 229H109V230H108ZM110 229H111V230H110ZM114 229H116L117 232H116ZM125 229H126V228H125ZM131 229H132V228H131ZM135 229H136V227H135ZM184 229H185V228L183 227V229H181V231H179V232L177 231L178 233H176V231H175V232H174V231L172 232V230H175V229H173V228H171V230H170V229H169V230H170L173 234H174V233H175V234H178V236H180V235L182 236V234H181V233H182V230L184 231L183 234H186V235L188 234V235H189V233H185L186 229H185V230H184ZM39 230H40L39 232H41V229H39ZM44 230H45V229H44ZM51 230H53V229H51ZM107 230H108L109 233L107 232ZM127 230H128V229H127ZM129 230H128V232H129ZM141 230H142V228H141ZM141 230H139L138 232L140 233ZM169 230H168V231H169ZM36 231H37V230H36ZM42 231H43V230H42ZM47 231H48V230H47ZM47 231H46V233H47ZM110 231H111V232H110ZM131 231H133V230H131ZM155 231H154V232H155ZM168 231H166V234H167ZM71 232H72V231H71ZM75 232H72V233H75ZM106 232H107V234H106ZM124 232H127V231L125 230ZM138 232H137V233H138ZM207 232H208V231H207ZM209 232H210V230H209ZM63 233H64V232H63ZM66 233H67V232H66ZM66 233H65V234H66ZM82 233H83L84 235H85V234H86V235L88 234L89 236L87 235L88 237L85 236V239H83V238H84V235H82V236L80 237V235H81ZM103 233H104V234H103ZM111 233H112V234H111ZM130 233H131V232H130ZM137 233L134 234V236L136 235V236H137V239H138V238H139V237H138V234H139V233H138V234H137ZM164 233H165V232H164ZM204 233H205V232H204ZM49 234H50V233H49ZM49 234H48V235H49ZM52 234H53V233H52ZM54 234H56V233H54ZM65 234H64V235H65ZM102 234H103L104 236L106 235L107 238H106V236H105V238H103V237H102ZM108 234H109V235H108ZM110 234H111V236H113V237L115 236V237H114L112 240H110V241L108 242V240L112 238V237L110 236ZM126 234H129V233H126ZM142 234H143V233H140L139 235L142 236ZM193 234H195V236H196V235H199V233L196 234V232H194ZM201 234H202V233H201ZM205 234H206V233H205ZM50 235H51V234H50ZM56 235H57V234H56ZM56 235H55V236H56ZM69 235H68V236H69ZM97 235H98V236H97ZM100 235H101V236H100ZM124 235H125V234L123 233L121 236H124ZM167 235H168V236H167ZM167 235H165V234H164V235H161V238L157 236V238H160V239H158V241L161 242L162 245H161L157 240H156L157 243H154V242H156V241H152V240H154V239H151V240H149V241L146 240V241H148V242H145V241H144V243H145L144 245H145V246H147V245L150 246V243L152 242L151 245H154V246H150V247L153 248V251H155L154 249H158V251L160 252V249H161V251H162V250L165 249V246H166V245H169L168 243H170V245H171V244L173 243V241H176V240L172 239L171 237H169V236H171L172 234H170V233L168 232ZM202 235H203V234H202ZM70 236H69V237H70ZM144 236H145V234H144ZM159 236H160V235H159ZM163 236H164V237H163ZM192 236H193V238L190 236L191 240H190V239H186V244H184V243L181 241V244H184V246H183V245H181V246L184 247V248H186V247H187V244H189V240H190V241H193V240H195V239H196V240H197V239L200 240V236H201V235L198 236V237L196 236V238H194V235H192ZM205 236H206V235H205ZM29 237H31V235H30ZM32 237H33V236H32ZM100 237H101V240H102V241L100 240ZM110 237H111V238H110ZM132 237H133V236H132ZM132 237H131V238H132ZM149 237H150V236H149ZM162 237H163V240H164V238H165L164 241L162 240ZM166 237H167V238L169 237V238L172 240V241H171L172 243L169 241L170 239L167 240ZM172 237H173V236H172ZM175 237H177V236H175ZM183 237H185V236H182V238H183ZM42 238H43V237H42ZM42 238H41V239H42ZM76 238H74V239H75L74 243H77V244H79V245L81 246L82 244H80V242H77ZM89 238H90L92 241H91ZM92 238H94V239H92ZM131 238L129 237L128 239H130V241H132ZM173 238H174V237H173ZM26 239H27V238H26ZM45 239H46V238H45ZM47 239H50V241L54 240V238H50V237L47 238ZM61 239L58 240V242H55V243H58L57 246L59 245V246H58V247H59L58 249H60L61 245H62V246L64 245L63 242L60 243V241H62ZM105 239L107 240L106 242H108V243H107V245H106V244H105V245H102L103 242H105ZM128 239H127V240L125 239V240L128 242ZM132 239H133V238H132ZM201 239H203V238H201ZM36 240H37V239H36ZM39 240H40V238H38L37 241H39ZM42 240L44 241V239H42ZM82 240H83V241H82ZM86 240H87V241H86ZM88 240H90L91 242L89 243ZM133 240H135V238H134ZM160 240H162V241H160ZM180 240H181V239H180ZM187 240H188V242H187ZM199 240H197V242H198ZM17 241H18V240H17ZM31 241H33V240L31 239ZM31 241H29V242H31ZM34 241H35V240H34ZM37 241H36L35 244H38V246H40V245H41V247L45 246V245H42V244L39 245V243H37ZM50 241H49V242H50ZM123 241H124V240H122V245L124 244ZM150 241H151V242H150ZM165 241H166V243H165ZM168 241H169V242H168ZM177 241H178V240H177ZM177 241H176V242H177ZM201 241H202V240H201ZM19 242H20V241H19ZM19 242H18V243H19ZM25 242H27V241H25ZM45 242H47V241H45ZM68 242H67V243H68ZM87 242H88V243H87ZM101 242H102V244H101ZM134 242H136V241H134ZM134 242H132V245H134V244H133ZM6 243H7V242H6ZM20 243H23V242H20ZM42 243H43V242H42ZM55 243H53V244H55ZM67 243H66V245H67ZM86 243H87V244H86ZM120 243H121V241H120ZM120 243H119V244H120ZM146 243H147V245H146ZM153 243H154V244H153ZM163 243L165 244L164 249H163ZM24 244H26V243H24ZM31 244H32V243H31ZM43 244H45V243H43ZM47 244H48V243H46V245H47ZM53 244L50 245V246H53ZM60 244H61V245H60ZM90 244H91V245H90ZM95 244H96V245H95ZM119 244H118V246H121V244H120V245H119ZM126 244H131V243L129 242V243H126ZM155 244H156V245H155ZM158 244H159V246L161 245V246H160V247H161L160 249H159V246H157ZM176 244H177V243H175V245H176ZM178 244H180V242H178ZM178 244H177L176 246H175V245H173V246H175V248L177 249V248L179 247ZM2 245H4V243H3ZM13 245H14V244H13ZM27 245H28L27 248H29V247H30L29 244H27ZM33 245H34V244H33ZM33 245H32V249L35 248V247H37V245H35V246H33ZM79 245H76V247H79ZM87 245H88V246H89V245L91 246V247H90L91 250H90V248H89ZM92 245H93V246H92ZM97 245L102 246V247L99 248V246H98V249H96V248H97ZM144 245H143V244H142V245L140 244V245H138V247L141 246L140 249L137 248L138 250H140V252H141V254H142L143 256L140 254L139 251H137V249H136V251H135V249H134V252H133V251H131L132 253L129 252V253H130V256H129V257H128L127 255L125 256L126 259H125L124 263L127 262L126 264H129V263H130V262H129L130 259H131V262H132V260H133V261H134V260H137V259L140 258V257H142V260H143V259L146 258L147 255H148V254H147V253H148L147 251H149V253H150V250H151V253L153 252V251H152V248H150L149 246H147V248L149 247L148 250H147V249L144 248ZM170 245H169V246H170ZM194 245H196V241H195ZM22 246H23V245H22ZM22 246H21V249H22ZM95 246H96V247H95ZM113 246H114V245H113ZM118 246H117V247H118ZM130 246H131V245H130ZM130 246H129V247H130ZM142 246H143V247H142ZM177 246H178V247H177ZM185 246H186V247H185ZM191 246H192V245H191ZM191 246H190V248L188 247L190 250L192 249ZM206 246H207V245H206ZM10 247H11V246H10ZM19 247H20V246H19ZM53 247H54V248H53L54 250L57 249L56 246H53ZM85 247H86V248H85ZM123 247H125L126 249L128 248V246L126 247L125 245H124ZM155 247H158V248H155ZM166 247H168V246H166ZM193 247H194V246H193ZM196 247H197V246H196ZM0 248H1V247H0ZM2 248H3V247H2ZM7 248H8V247H7ZM7 248H6V249H7ZM17 248H18V247H17ZM47 248H48V247H47ZM142 248H143V250H142ZM172 248H174V247H172ZM172 248L169 249V250H170L171 255L173 256L174 259H175V258H176V259L179 258V257L181 256V254L185 253V252L182 250V252L180 251L181 253H180V256H179L178 254H175V252H176L175 250H176V249H175V250L173 249V250L175 251V252H174V251L172 250ZM30 249H31V248H30ZM189 249H188L187 254L190 253ZM210 249H211V248H210ZM0 250H1V249H0ZM16 250H17V249H15L14 251H16ZM24 250H25V249H24ZM43 250H45L46 252L43 251ZM43 250H41V252H45V253H39V254H41V255H39V256H40V260H39V257H38V253H37V257H38V259H36V261L38 260L37 262H41V264H45V261L50 260L49 257H50V254H51V253H49L48 251H49V250H52V249L49 248L48 250H46V248H44ZM78 250H79V251H78ZM84 250H83V251H84ZM93 250H92V254L90 255V258H92V255H93V254L96 255V253L101 252V251L95 252V251H93ZM118 250H119V249H118ZM118 250H117V251H118ZM141 250H142V251H141ZM145 250H146V251H145ZM171 250L173 251V254H172V251H171ZM180 250H181V249H180ZM14 251H12L11 254L14 253ZM21 251H22V250H21ZM21 251H20V252H21ZM30 251H31V250H30ZM76 251H77V252H76ZM87 251H90V252L86 253ZM102 251H103V249H102ZM113 251H115V250L113 249ZM120 251H121V248H120ZM124 251H125V250H124ZM158 251L156 250V251L153 253V255H154L155 253H158ZM178 251H179V250H178ZM210 251H212V250H210ZM213 251H214V248H213ZM213 251H212V252H213ZM9 252H10V250H7V254H8ZM20 252H18V253L15 252L16 254H15V253H14V254L18 256V254H20ZM25 252H26V251H25ZM27 252L30 253L29 251H27ZM33 252H34V250H32L31 254H32ZM61 252H62V253H61ZM75 252H76V253H75ZM80 252H79V253H80ZM135 252H136V253H135ZM3 253H6V251L3 252ZM21 253H22V252H21ZM46 253H47V254H46ZM58 253H56V254H58ZM79 253H78V254H79ZM101 253H102V252H101ZM101 253H100V254H101ZM110 253L112 254L113 252L110 251ZM110 253H109V254H110ZM114 253H116V251H115ZM120 253H121V252H119L118 254H120ZM122 253H123V252H122ZM129 253H128V255H129ZM138 253L140 254V256H139ZM143 253H144L146 256H145ZM151 253H150V254H151ZM176 253H178V252H176ZM0 254H1V253H0ZM11 254L9 253V256H11ZM42 254H45L46 256H44V255H42ZM53 254H54V253H53V251H52V255H53ZM71 254L74 255V256H73L72 259H69V257H70V258L72 257ZM78 254H77V255H78ZM86 254H87L88 257L86 256ZM134 254H135L136 256H135ZM168 254H169V255H168ZM174 254H175L176 256H175ZM191 254H192V253H191ZM191 254H190V255H191ZM1 255H2V258H3V257L5 258V256H3L4 254H1ZM25 255H26V253H25ZM54 255H55V254H54ZM60 255H58V256L60 257ZM79 255H81V253H80ZM79 255L76 256V257H77V258H76V261H77V262L75 261L74 264H75V263L80 264L81 262H83L82 264L87 263L86 260H84L83 258H81V256H79ZM98 255H99V254H98ZM112 255L114 256V254H112ZM133 255H134V256H133ZM153 255H148V256H149V257H150V256L152 257ZM157 255H158V254H157ZM163 255H165V256H163ZM163 255L158 256V257H159V258H162V259L165 260V261L163 262L162 259L160 260L159 258H157V260H155V261H156L155 264H161V262L166 263V262L169 260V259H168L169 256H171L170 253H169L168 251L166 252V254L164 253ZM188 255H189V254H188ZM41 256H42V257H41ZM56 256H57V255H56ZM56 256H53V259L55 258L54 260L51 259L52 261H54V262H52V264H59V261H63L61 258H58V256H57V259H59V261H57ZM84 256H85V257H84ZM131 256H132L133 258H132ZM162 256H163V257H162ZM167 256H168V258H166ZM172 256H171V257H172ZM184 256H185V254H184ZM244 256H245V255H244ZM20 257H21V256H20ZM20 257L18 256V259H19ZM22 257H23V260L28 259V258L25 257L24 255H22ZM22 257H21V258H22ZM37 257H36V254H35V256H32V257H31V258L34 259V260H32V262H30L31 260H30V261H26V262H27L26 264H36V263H35V262H36V261H35V258H37ZM44 257H46L48 260H47L46 258H44ZM67 257H68V260H70V261H68V260L66 259ZM78 257H79L80 259H82V260L79 261L80 259H79ZM94 257H95V256H94ZM117 257H118V256H117ZM120 257H121V256H120ZM120 257H119V258H120ZM136 257H137V258H136ZM149 257H147V258L149 259ZM151 257H150V258H151ZM164 257H165L166 259H168V260L164 259ZM185 257H186V256H185ZM185 257H184V258H185ZM239 257H243V256H239ZM247 257H250V258H251V256H247ZM247 257H243L244 263H246V261H250V260H252V259H254V260H252V261L255 262V258H254L253 256H252L253 258H251V259H249V260L247 259ZM256 257H257V256H256ZM262 257L264 258V255L259 256V258H257V259L260 261L261 259H263ZM0 258H1V257H0ZM4 258H3V259H4ZM11 258H15V257H12V256H11ZM11 258H10V259H9L8 257L5 258V259H9V260H10V261L7 260V261L9 262V264H11V263L14 262V261L11 262ZM16 258H17V257H16ZM43 258H44V260H45L44 263L41 261V260H43ZM119 258H115V260H114V258H108V259H113V262L110 260L113 264H114L115 262H117V261H119V262L122 263L124 259L120 261ZM122 258H123V257H122ZM122 258H121V259H122ZM129 258H130V259H129ZM134 258H136V259H134ZM181 258H182V257H180V260L177 259V260H179L178 263H179L181 260L184 259V258H183V259H181ZM186 258H187V257H186ZM244 258H246V260H245ZM5 259H4V261H2L3 263L6 262ZM29 259H30V258H29ZM29 259H28V260H29ZM105 259L108 261L107 258H105ZM105 259H104L103 261H106ZM116 259H117V261H116ZM127 259H129V260H127ZM148 259H146L145 261L147 262ZM155 259H156V258H155ZM235 259L237 260V258H235ZM257 259H256V260H257ZM16 260H17V259H15V261H16ZM126 260H127V261H126ZM138 260H139V259H138ZM142 260H140V261H141L140 264L143 263ZM153 260H154V259H153ZM170 260L172 261L173 259L171 258ZM187 260H188V259H187ZM238 260H239V261H240V260L242 261V259H238ZM17 261H18V260H17ZM17 261H16V262H17ZM21 261H22V259H21ZM21 261H19V263H20ZM55 261H56V262H55ZM66 261H67V262H70V263H66ZM101 261H102V260H101ZM110 261H109V263H110ZM114 261H115V262H114ZM157 261H158V262H157ZM160 261H161V262H160ZM175 261H176V260H175ZM241 261H240V262H241ZM10 262H11V263H10ZM28 262H29V263H28ZM33 262H34V263H33ZM79 262H80V263H79ZM84 262H85V263H84ZM128 262H129V263H128ZM159 262H160V263H159ZM176 262H177V261H176ZM182 262H183V261H182ZM182 262H181V264H182ZM14 263H15V262H14ZM19 263H18V264H19ZM88 263H89V261H88ZM98 263H100V261H99ZM106 263H107V262H106ZM121 263H120V264H121ZM136 263L139 264L138 261H136L134 264H136ZM153 263H154V261H153ZM153 263L151 262V264H153ZM163 263H162V264H163ZM169 263L171 264L172 262H169ZM169 263H166V264H169ZM174 263H175V262H174ZM183 263H185V261H184ZM4 264H5V263H4ZM7 264H8V263H7ZM15 264H16V263H15ZM37 264H39V263H37ZM49 264H51V261L49 262ZM100 264H101V263H100ZM102 264H104V263L102 262ZM122 264H123V263H122ZM131 264H132V263H131ZM176 264H177V263H176ZM247 264H249V263L247 262Z\"/></svg>",
    "mask_w": 264,
    "mask_h": 264
}]
</instances>
